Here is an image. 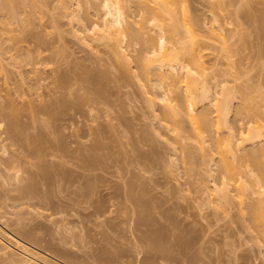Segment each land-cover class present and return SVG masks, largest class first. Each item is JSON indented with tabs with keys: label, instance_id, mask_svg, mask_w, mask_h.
<instances>
[{
	"label": "rangeland",
	"instance_id": "374dc122",
	"mask_svg": "<svg viewBox=\"0 0 264 264\" xmlns=\"http://www.w3.org/2000/svg\"><path fill=\"white\" fill-rule=\"evenodd\" d=\"M16 1H17V4H19V5L21 4V5L19 6V5H15L16 3L15 4L13 3V5L18 6V7H16V9L14 8L16 13H15L14 9H12L13 12L9 11L10 14L8 12H6V16L8 14H9V16L5 17L6 18V21H5V18H4L5 13L3 15H1V13L3 11L5 12L4 6L7 9V6L9 4L6 0L8 5H2L5 1L0 0V8H1L0 12L3 10L0 13V16H1L0 18H2L4 20V22H2L3 21L2 19L0 20L1 23L3 24V26H1L2 24L0 23V28L2 30L0 32V37L2 39V40L0 39V42L2 43L1 44L2 47L0 46V113H1V115L3 113L5 114V115L3 114L2 116L0 115V125H1L0 126V141H1V143H0V224H1L0 227L1 228L5 227L4 231L8 232L9 234H11L14 229L15 230L19 229L18 231L21 232L22 234L24 233L25 237L28 236V237L32 238L33 241L36 242V244L38 245V247H36L37 251H39V252L41 251V253H44L45 250H48L49 255L47 256L48 257L47 259H49V260H47L48 261L47 263H49V264H71V263L72 264H113V263H109L110 257L113 255V253L117 254V252H118V254L120 253L121 255L120 254L118 255L119 257H117L114 264L115 263H117V264H119V263L120 264H146V263H150L149 262L150 261L149 256L143 255L144 253L141 252L142 250L137 246V244H135L136 238H134V236L136 237L138 235L134 234V232H136V231L133 230L134 228L132 229V227H134L133 221L130 220V218L127 220V218L129 217V216H127L128 214H126V216H125L126 208L128 207L127 205H129V204L122 201V198H120L119 196L117 198H120V199L116 198V196H117L116 192L121 193L120 190L123 189L122 188L123 185L126 183V181L129 183L132 179L130 177H132L134 175L136 179H137V177H140L139 180L137 179L138 181H140V179H142L141 182L144 180V183H141V184H144L143 185L144 189L146 188V189L150 190V193H148V195L152 194V193H154L156 195H160L159 199L156 196L158 200L157 199L152 200V201H154L155 205H158V203H159L158 207L160 209H158V212L155 211L156 214L158 213V215L155 214L156 218L157 217L159 218V211L162 213L165 212V213H163V215H165V216L167 215L166 212L171 211L172 213H170V215L172 214L174 217L170 216L169 214L167 215V217L168 216H169V218L171 217L176 222H177V220H180L179 222H180L181 227H182V224L183 225L189 224L191 222L190 223L191 225H195L196 227L200 226L201 228H203V230H204V227L210 228L209 230H208V228L205 229L207 233L204 230L205 234L197 228L198 233L201 232L204 234L203 238H205L207 236L206 237L207 240L208 241L211 240V241H209V244H208V241L205 242L206 238L204 239L205 244H203L204 245L203 247L205 248V252L208 250L206 253L204 252L206 255L208 254L209 251H210L209 253L214 254V253L219 252L221 250H223V251L227 250L228 248L225 247L226 248L225 249L223 246V243L226 244V241H228V243H229V241L230 242L234 241L237 238V235L240 236V241H243L249 234L248 233L246 234L245 231H242V225L240 228V232H239V230H238V232H236L237 230H236L235 226H236L237 222L239 221V220L236 221V219L241 218V216L239 217L238 216L239 214H237L235 212V211H237V209H236L237 207L236 206L233 207L230 205V207H233V208H231L232 210L230 211V208L227 207V209H226L227 211H225V213L227 212L226 214L223 213L224 212L223 208L219 209L221 211L223 210L222 212L221 211L219 212L217 210V207L214 210V207L218 206L220 200L219 199L217 200L218 197H216V194L212 193L213 196L211 195V192H213V190H211V189H214V190L218 189L219 184H220L219 181L221 180V177L219 176L220 173L218 174V176L220 178L215 174V173H217L215 170H218V167H217L218 165H217V162L215 160L218 159V157H216V154H214V152L212 153V148L209 147L208 142H210V146H211V142L219 139L220 136H221V139L222 138L227 139L226 137H222V135L224 134V132H225L224 135H227L226 131L228 129V131H227V133H228L230 128L229 127L226 128L225 129L226 131L223 132L224 129L220 131V128L216 127L217 129H219V133H218V131H216L217 129H213V127H212L211 129H209L210 133L212 130L211 134L207 130H202L203 132H201V135L202 134L204 135L206 133L205 136L207 135L206 136L207 138L210 136L211 137L214 136L213 138L210 137L209 140L204 136L207 141H204L202 143L206 147L208 145L209 149H211V153L215 156L214 157L212 155H209L210 151L205 152V150L204 151L201 150L198 146V143H196V141L194 142V140H191V139H190L191 141H189V139H187L186 142L184 141L185 140V139H183L185 137L184 133L187 132V134H188V132L189 133L191 132L189 130L193 129L192 123H189L190 121L187 123V120H185L186 121L185 124L183 122L185 127L183 126V124L181 125L182 127H184V129L181 127L182 130L180 129V132H179L181 134L183 133L182 135L177 133L176 131L171 132L170 129L166 130L168 128H165V126H163V124H161V125L158 124V122L160 123L163 121L162 118L158 117V116H161V112H159V111H162V110H159V108L164 107V105H165L164 102H167V100L172 98L171 95L173 93H171L172 87L170 86V80L165 81L167 79H165V77H164V79L161 83L162 84L161 89H160V85H159L158 89L157 88L152 89L149 86L150 83L147 84L148 86H146V84L144 85L145 79L141 75V74H143V71L141 68L143 67V70H144V66H142V65H144L143 60L145 59V57H148V56H146V54L147 55H148V53L151 54L152 45H153V47H155L153 43L156 42L155 44L157 45L158 39L160 38L158 35L161 34L160 33L161 31H159L157 28L155 31H153V29H155L153 24L148 23L150 26H153L151 29L152 31L150 30L151 32L149 31V29L151 27H147V29L149 28L148 29L149 33L153 37L152 41L155 38V42L154 41H153V43L150 42L152 45H150L151 48L149 49V45H148L149 41L146 42L145 39H144L145 41L143 39L141 41V38L139 36L135 37L136 34L130 35L131 32L126 33V31L123 29L122 30L124 31V34H123V31H121L123 36L120 34H119L120 35L119 37H118V35H111V36H109V39H107L106 36H103L104 35L103 32L98 30L97 24L94 23L96 20H97V23H98V21H99V23L101 22V20H99V17H97V15L103 17L102 14L104 11L102 8H100V7H102V5L100 6V3L103 0L102 1H100V0L96 1L99 4V6H97V8L99 7L100 11L99 10H97V11L100 14L98 12H96V8H94V4H96V3L93 0H91V2H93V3L89 2L90 4H87L88 1H87V3H84L85 1L83 2V0H35L36 1V2L34 1L35 3L33 2V0H32V2H31V0H16ZM16 1L14 0V2H16ZM20 1H21V3H20ZM22 1H24V2H22ZM81 1L85 5V8H84V5L82 4ZM186 1H188V0H186ZM189 1L186 2L185 5H182V6H186V4H188L187 6L189 7V9H188V7H187V9L190 12L186 8L182 7L186 10V11L184 10V12H186L187 14L185 13V15H184L182 12V14L185 17L184 16L181 17V22H182V24L184 23L183 25L188 26L189 23L191 21H193L194 18L196 19L193 21V23H190L191 25L188 26L189 29L187 26H186V28H184V30L186 29L187 31H190V30H192L193 27H196V26L198 27V24H201L199 26L201 28L198 27L199 29H197V27H196L195 30L193 28V30L189 32L191 35L190 34H188V36L185 35V37L191 36L190 37L191 39L188 38V40L190 39V41H191L193 39L192 43L190 41H188V42H189V44L194 46L191 49L193 51V55L195 56V57L194 56L193 57L195 59L192 56L190 58L189 57L187 58L186 55H184V57H182V55L181 56L179 55L180 52H182V51L185 52V50H183L184 47H181V43H182V46L188 43L186 39H184L185 40L184 42L182 41L181 43H179V41H181V40H183V38H185L183 34H186V32H187L184 30L181 31V29H180L181 27L180 28L178 27V29H177L178 32H176L177 34L181 33L183 35L182 36L180 34L183 38L180 35H177V36H180L179 41H178L179 45H178L177 41H176L177 45H174L175 43L172 39H167V38H169L168 33L165 32L167 35L165 33H162V34H164V37H165V35L167 36L165 38L166 39V48H165L166 51L171 50L170 49L171 47L173 48V50H171L172 53H174L173 51H176V50L179 51L178 49L174 50V47L176 48L177 46H178V48H179V46H180V48H183L182 51H179V53H177V54L174 53L175 55H173L169 51V54H170V55L168 54L169 57L168 56L166 57V55L168 53L166 51H165L166 53L162 51V54L165 53V57L168 60H169L170 56L173 55L175 59L172 56L170 58V60L173 58L176 62V59H178L177 61H179L180 65H182V66L184 65L186 67L188 66L189 68H193L196 65V63L194 65L192 64V63H194V60H195V62L197 61L199 63L198 65L202 66L200 68L199 67L195 68V69H197L195 71L199 72V69L201 71H204L203 74L204 75L206 74L205 79L202 78L204 76L201 77L202 72L201 73L199 72L200 75L197 72H193L192 76H194V79L196 78V79H198V81H200V82L202 81V83H200V82H198V83L196 82V83L199 84L200 87H201V85H204L203 87H201L203 90L201 89V91H200L199 85L198 86L195 84H193V85L197 86L196 88L199 87L198 88L199 91L197 90L198 93L205 91V90H209L206 92H208V94H210L211 101L208 102L210 98H208L206 100L208 102L207 104L204 100H202V101L200 100L201 104L198 103L199 102L198 101L196 106H194L196 108V109L194 108L195 112H194V110H193V112L196 113V115H197L198 111H199L198 115H200V110L202 111L201 113H204V111L206 110L205 114L207 113L208 117L212 116L211 118L214 121L215 119H217V118H214V113H215V111H218L215 109H218V108L217 107L215 108L213 99L217 98L216 101H218V98L221 97V95L223 94L222 93L223 90L225 91V88H223V87L227 88L226 91H228L227 94H229L228 89H230L232 87V88H234V90H236L237 87L236 88L234 87L236 85H238L240 88H242V87L244 88V89L242 88V90L244 91L245 94L243 93L242 90H240V91H242V93L244 95L249 93L248 95H246V97L248 96V99H250V101L247 98L246 99L249 102H251L252 104L254 103L255 107L258 104L259 105L260 104L262 105V103L264 104V99H263L264 98V96H263L264 95V86H263V83H264V0H189ZM78 4H80V5H78ZM101 4H103V2ZM151 4H150V6H151ZM77 5L80 7L78 8ZM81 5H83V6L81 7ZM15 6H13V7H15ZM152 6H153V4H152ZM2 7H3V9H2ZM90 7L93 8V11L94 10L95 11L92 12ZM190 8H191V10H190ZM13 13L17 18L14 17ZM94 13L96 14L97 19L94 17L95 16ZM123 13H125V12L123 11ZM179 13H181V12H179ZM126 14H128V13H125V15ZM188 14H189L190 19L186 18L188 16ZM11 15H13V17H10ZM88 15H90L89 18H88ZM212 16H213V18H211ZM101 17H100V19H101ZM124 17H126V16H124ZM197 17L201 18L202 21H201V19L199 20V18H197ZM7 18H8V21H10V19H12V18L13 19L15 18V19L8 23ZM174 18H176V19H174L175 21H178L177 17H174ZM88 19H89V21H86ZM185 19H188V20H185ZM93 20H95V21L93 22ZM212 20H213V22H211ZM179 21H180V19H179ZM196 21H200L201 23L196 22ZM204 21H205V23H204ZM194 22L196 23V26L194 25L195 24ZM202 22L205 24V26H203L204 24L202 25ZM212 23H214V25ZM89 24H90V27H89ZM179 24H180L179 26L182 25L180 22H179ZM211 24L213 25V27ZM94 25H96V26H94ZM190 26H192V28H190ZM208 26L211 28H209ZM96 27H97V30L99 32L96 30ZM202 27H203V29H202ZM205 27H207V29ZM93 28H95L94 31H93ZM136 29H137V27H136ZM211 29H213V30L211 31ZM82 30H83V32L81 33ZM208 30L210 32H207ZM88 31H90V32H88ZM94 32H98V33H94ZM99 33H100V35L102 34L101 36H103V38H105V40L104 39L103 40L98 39V42L103 41L100 43H98L96 41L97 39H95V38H100ZM114 36H116L117 38H115ZM146 37H148V36H146ZM144 38H145V36H144ZM180 38H181V40H180ZM36 39H38V41L40 40L42 43L40 41H39L40 42L39 43ZM146 39H148V38H146ZM177 39H178V37H177ZM91 40H94V41H91ZM16 41H17V43H16ZM19 41H21V42H19ZM46 44L49 46H47ZM189 44H187V45H189ZM117 45L120 47H118ZM142 45H144V46H142ZM39 46H40V48H39ZM41 47H43V48H41ZM157 47H159V46L157 45ZM157 47H156V49L153 48L155 50H154V52H152V54L157 51V49H158ZM168 47H170V48L168 49ZM187 47L185 49H187ZM8 48H10L11 50H8ZM108 48H110V49H108ZM17 49H19V50H17ZM145 49L148 53L145 51ZM148 49L150 52L148 51ZM142 50H144L143 53H142ZM115 51L118 53L115 54L114 53ZM192 51L188 50V51H186L187 53H185V54L188 55L190 53L188 55V56H190L192 54L191 53ZM183 52L181 54H184ZM144 53H145V56L143 58V56H141V55H143ZM157 53L161 54L160 51H157ZM38 54H41V55H38ZM152 54H151V57L149 56V59L150 58L152 59V57H153L152 61L155 60L154 58H160L159 57L160 54H158L159 56L155 55V54L152 55ZM114 55H118L119 57L116 56V58H115ZM120 56L122 57V60H121ZM117 57H118V60L120 58L119 61H117ZM165 57H164V59H165ZM139 58H141L140 59L141 61L139 60ZM123 59L125 61V65H124ZM188 59L189 60L194 59V60L192 61V63L191 62L189 63ZM146 60L147 59H145V62H146ZM22 61H24L23 64L21 63ZM35 61H36V63H34ZM147 61H149V60H147ZM152 61L149 62V65L155 64L158 62V61H156L154 63ZM16 62H20V63H16ZM120 63L121 64L123 63V64L121 65ZM18 64H20V65H18ZM21 64H22V66H21ZM33 64L35 65V67H32V66H34ZM119 64H120V66H119ZM24 65H26V66H24ZM123 65L125 67H123ZM156 65L157 64H155V66ZM177 65H178L177 66L178 68H176V71H175L176 74H178V72H177V71H179L178 69L181 68V66L179 68V63ZM151 66H152L151 69H154L153 68L154 65H151ZM151 66H148V68ZM157 66L159 67L160 65H157ZM164 67H165V65H164ZM164 67L163 68L161 67V71H159L160 73L164 72L165 74L166 73L167 74L171 73L173 75L175 74L174 71H173L174 73H172L171 70L164 68ZM35 68H37L38 70ZM202 68H203V70H202ZM19 69H23V70L19 71ZM83 69L90 72L89 75H91V71H92V74H95V75H91V76H93V78L95 76V79L97 77V79L96 80L94 79L93 81L94 82L97 81V83H94V85H93V82L87 83L88 82L87 80L82 79V77H84L85 74H88V72L83 74V72H81V71H84ZM151 69L149 68V70H151ZM158 69H156V67H155V71H153V72L156 73V70H158ZM166 69L169 70L170 72L166 71ZM36 70H37V72H36ZM140 70H141V72H140ZM86 71H84V72H86ZM98 71H100V72L98 73ZM180 71H179L180 72L179 75L181 76L186 70L183 72V69H180ZM33 72H34V75H32ZM151 72H152V70H151ZM151 72H150V74H152ZM42 73H44V74H42ZM75 73H76V76L78 75L77 77L75 76ZM100 73H101V75H99ZM155 73H153L152 75H154ZM157 73H158V71H157ZM164 73H162L163 76L165 75ZM38 74H40V76ZM123 74L125 75V77L123 76ZM140 75L143 78L140 77ZM37 76H38V78H36ZM102 76H104V77H102ZM34 77H35V79H34ZM57 77L60 80L65 79L64 81H66V80L68 81L70 78V80H71L70 82H72L73 78H74V84H72V83L69 84V82H68V85L66 83L67 86L65 87L68 91L71 92V94L65 88H64V90L59 89V91H58V88H56V87H59V86H53L55 84L57 85V81L59 80ZM60 77H62L63 79ZM122 77H123V79H122ZM175 77L176 78L178 77V79H179V76L176 75ZM182 77H183V75H182ZM101 78H102V80H101ZM106 78H107L108 82H107ZM118 78L122 79L124 81L119 80ZM125 78L127 79L128 82H126ZM141 78L144 80L141 81L142 80ZM54 79L56 81H54ZM196 79H195V81H196ZM249 79H251V80H249ZM77 80H79V81H77ZM80 80L82 81V83L80 82ZM204 80H205V82H204ZM244 80L245 81L247 80L248 83H247V81L245 82ZM252 80L254 81V84H251V83H253ZM182 81H184V79ZM182 81L180 82L181 85L179 84L180 89H181V90H179V92L184 93V91L185 92L190 91V90H188V88L193 87V85L192 84H191L192 86H190V84L188 85L187 80H185L186 83L185 82L182 83ZM241 81L243 84L239 85V83ZM250 81H251V83H250ZM59 82L60 81H58V83ZM99 82H100V84H99ZM190 82L191 81H189V83ZM79 83H81V84H79ZM86 83H87V85H90L91 83L92 84H91V86H87ZM95 84H96V86H95ZM186 84L188 85V87H185ZM246 84H248V86ZM249 84H250V87H249ZM51 85H52V87H54V90L52 89ZM73 85H74V87H73ZM245 86H246V88H245ZM258 86H259V88H258ZM67 87H69L70 89ZM183 87L187 88V90L184 89V91H183L182 90ZM251 87H252V89H251ZM261 87L263 89H260ZM74 89H76V90H74ZM84 89H85V92H84ZM231 89H230V93L232 94L234 92H232L233 89L232 90ZM87 90H88V92H87ZM97 90H101V91L97 92ZM252 90H254V92ZM55 91H57V92H55ZM77 91H79V92H77ZM94 91L96 92V96L99 93L98 95L100 96V98L95 96L96 97V100H95V97H93L95 94V93H93ZM236 91L234 93L235 96L233 95L236 98L233 99L231 97L233 99V101L231 103V107L229 105L231 112L228 111L229 113L226 114L227 116H225V118L227 117L226 120L228 121L230 126H232L231 128H233L234 131L233 130L232 131L234 132V134L236 136H238V134L240 133V135L242 136L241 133H243L242 132L243 130L245 131V128L248 125L249 118L245 117L246 115L248 116V114H246L248 112H245L242 114L241 117H243V115H244V118H241L240 115L237 116L235 114L237 104L239 102H240L239 104H242L241 101L238 102L239 98H238V96H236L238 91L237 92ZM60 92H62V94L63 93L64 94L62 95ZM90 92L93 96L90 94ZM250 92H252V93H250ZM257 92H258V94H257ZM79 93H81V94L79 95ZM84 93H86L88 95H85ZM186 93H184V94L186 95ZM56 94H58V96H56ZM243 94L240 93L241 96ZM70 95H72L73 98ZM76 95L80 96V99L86 98V96H88L89 99H91L92 97L94 99L92 98V101H91L87 98L84 101V105L81 104L82 102L79 103V105L81 104L82 108L79 107V105L77 104L78 106H76L73 109L72 106L70 107L69 105H72V104L75 105L74 101L79 100L78 99L79 97H76ZM83 95H85V96H83ZM249 95L253 96L252 97L253 100H251V97H249ZM256 95L258 97L260 96V98H256ZM163 96H165V98L166 97L167 98L170 97V98H168L166 101H164L165 98H161ZM173 96H174V94H173ZM241 96H240V98H241ZM57 97H60V101L58 100L59 98H57ZM69 97H71L74 101H72V99H70ZM74 97L78 100H75ZM108 97H109V99H107ZM261 97H263V98L261 99ZM151 98L152 99L154 98V99L150 102ZM254 98H256V99H254ZM63 99L64 100L67 99V100L64 101ZM68 99L73 103L70 104L71 102H69ZM103 99H104V101H103ZM162 99H164L163 100L164 102L161 101ZM57 100L60 102V104H58V106L60 105L59 108H57L58 106H55V103L57 102ZM61 100H63L66 103H67V101L69 102V103H67L68 107H66V108L70 107L71 111L69 109H67L69 111H67L65 109L67 112L66 113L64 110L65 114L64 113L61 114L58 111H57L58 114L56 113V111L54 110L55 108H57L56 110L61 109L59 111L62 112V108H60V107L62 104H64V102L61 104ZM98 100H101L103 103H101ZM105 100H106V102H105ZM154 100H155V102H153ZM256 100L258 103V104L256 103L257 105H255V102H254ZM258 100H260V102ZM79 101H81V100H79ZM108 101H109V103H107ZM212 101H213V104H211ZM53 102H55V103H53ZM89 102H91V103H89ZM98 102L101 104H99ZM95 103L98 105L96 106ZM152 103H153V105H152L153 107L151 106ZM154 103H156V104H154ZM168 103H169V101H168ZM42 104H45V107L47 109H45V107L42 106ZM215 104L218 105L219 102H217ZM161 105H163V106H161ZM30 106L34 107L35 109L34 108L33 109L35 111L30 109ZM42 107H44V108H42ZM218 107H219V105H218ZM237 107H239V106H237ZM263 108H264V106H263ZM76 109L78 111H76ZM11 110H13V112ZM29 110H30V115H28ZM237 110H238V108H237ZM32 111L36 112V113H32ZM84 111H86V112H84ZM45 112H46V114H45ZM49 112H50V115H49ZM6 113H8V117H6V115H7ZM71 113H72V116H71ZM32 114H35V118L37 117L36 119L39 122L31 116ZM47 114H48V116H47ZM237 114H238V112H237ZM198 115H197V117L195 115H192V116L193 117L195 116L198 119ZM11 116H12V118L15 116L14 118L15 119L17 118V119L16 120L14 119V120L19 121V122L17 121V125L18 124L19 125L18 126L16 125V126L18 128L21 126L19 129L17 127L14 129V130L18 129L19 131L16 130V134H13V135H15V136L17 135L18 137H20V135H21L22 136V137H20L21 141L24 140L22 142L20 141V138H18L16 136L19 139V141H18L17 138L12 135L11 128L9 127V125H10L9 122L12 120V118H10ZM16 116H18V117H16ZM29 116H30L31 120H30ZM56 116H59V117H56ZM65 116H68L69 118L65 117ZM154 116L155 117L157 116L161 121L157 117H156L157 118L156 119ZM215 116H218V115H215ZM73 117H74V119H73ZM238 117H240V118H238ZM9 118L11 120H8ZM56 120L57 121L59 120V121L57 122ZM121 120L124 122H122ZM20 121H21V123H20ZM35 121H37V122H35ZM31 122L33 124H34V122L37 123L36 126L32 125ZM189 124H191V125H189ZM30 125H32L34 128H32V126H30ZM52 125L55 129L52 128ZM157 126H159V128H161V129H158ZM160 126H162V127H160ZM190 126H192V128H190ZM21 128L23 129L22 131H21ZM100 128L103 130H101ZM112 128H113V130H112ZM37 129H38V131H36ZM96 129L98 130L97 132H96ZM39 130H41V131L39 132ZM56 130H57V133L55 132ZM171 130H172V128H171ZM17 131H18V133H17ZM23 131H24V133H23ZM102 131H103V133H102ZM182 131H184V132H182ZM204 131H207L208 134H207V132H204ZM38 132L40 133V136H39ZM61 132L64 134H61ZM100 132H101V134H100ZM175 132H176V137L179 134L178 137L182 139V141H181L182 143L179 142L181 144L180 147H182V149L179 148V144H176L180 139L175 138ZM13 133H15V131H13ZM96 133L99 135L104 134V137L103 136L101 137V136L97 135ZM105 133L106 134L109 133V135L108 134L106 135ZM44 134H45V136H43ZM76 134L78 136H76ZM262 134H263V132H262ZM26 135H27V137H26ZM105 135L108 136V138L105 137ZM201 135H200V137L203 136V135L202 136ZM228 135H229V133H228ZM58 136H59V139H57ZM94 136H96L97 139H95ZM10 137H12V138L9 139ZM23 137L25 139H23ZM36 137H39V140ZM74 137H76V138H74ZM204 137H202V138L204 139ZM13 138H16V140L14 139V141L11 142V140H13ZM54 138L59 140L58 143H57V140H55ZM98 138L100 140L102 138H105V139H102V141H104L103 143L101 141L99 143H102L101 144L102 148H103V144H104L105 145L104 149L105 148L106 149L104 151V149H101V147H100L102 152H100V150L97 149L96 151L98 153H96V152H94L95 150H93L92 148L94 147V145H95L94 143L98 140ZM110 138H112V139L109 140ZM214 138H215V140H214ZM177 139H179V140H177ZM201 139H199L200 142L203 141V139L202 140ZM225 139H224V141H226ZM31 140L34 141V143H35V141L38 140L36 143V145L38 146V150H37L36 145L33 146L34 148L31 146L32 145ZM75 140H77V141H75ZM92 140L94 141V143H91V142H93ZM112 140H114V141H112ZM234 140H236V139H234ZM98 141H97V143H98ZM224 141H222V142H224ZM28 142H30L31 144H28ZM39 142H41V143H39ZM47 142H49V144ZM26 143H27V145H26ZM63 143L66 145H64ZM183 143H184V145H183ZM261 143H263V141ZM13 144H14V146H13ZM46 144H48L49 146L52 144L51 145L52 147L51 146L49 147ZM56 144H58V146L60 148L57 147ZM80 144H81L82 148H80ZM107 144H108V146H107ZM5 145H7V147ZM45 145H46V147H45ZM212 145H213V143H212ZM3 146H4V148H3ZM25 146L26 147L30 146V147L26 148ZM35 146H36V148H35ZM109 146H111V147H109ZM183 146H185V147H183ZM83 147L86 149L84 150ZM89 147H91L90 151L97 154V155H92L93 154L92 153L90 156H96V158H98L97 156H99V158L101 159V160L100 159L96 160L97 165L100 164V166L96 165L97 168L100 167V170L98 169V171H97V168L95 170V173L98 174V172H99V174L101 176H103L101 178V176L98 174L99 175L98 177L101 178V179H98V181L99 182L102 181L101 183H103V184H100L99 182H97L98 185L100 184L99 185L100 187L98 186V188H96L97 191L99 192L98 196H100L101 194H104V193L106 194V192L107 193L110 192V195H109L110 198L113 196L117 199V200L116 199H113V200L110 199L111 201L109 199H107L106 203L105 204L103 203L104 206L107 205L106 207H108L107 213H105V215L103 214L105 217L102 215L103 221H102V219H99V218H102V216L101 217L98 216V218H96V217L87 218L86 217V215H87L86 213H88L86 211H89V212L91 211L88 209V208H90V206L87 205V203L89 204V202H87L85 204L84 203L78 204L79 207H77L78 205L76 207L74 206L77 204L76 202H75L76 204H74L72 202L73 201V199H72L73 195L71 194V192L74 190V187H72L73 189H71V186L69 187L68 184H66V185H68L69 188L67 186L66 187L68 189L72 190V191H69V194H71L72 197H71V195L68 194V190L65 191L66 188L58 189L60 187L58 186V188H57V186H56V188H57V191H56L54 184H51V185L49 184L48 186L46 185V187H49V186L50 187L47 189V191H45L46 190V187H45L46 181L43 180V183H41L42 186L39 184V187H37L39 189V191H37V193L38 192H40V193L37 194L35 192V194H34V196L36 195L35 198H34V196H31L32 199H30L29 196H28V198L25 197V199H27L28 201L24 200V197H22V196H21V198H23V199L20 198L19 191L21 188H23V186H25L28 183V180L29 181L31 180V177H30V175H32L31 172H33L34 169L37 170L36 165L39 163V158H41V160H42V158H45V161H48L50 159L49 160L50 162H52V160H54L53 162H56L57 161L56 158H58V157L59 158L60 157L65 158V160L64 159L63 160L65 161V163L67 165V166L65 165L66 170H67V168L69 170L72 169L71 172L68 170L72 174V172L76 169V172L78 171V173H79V171H80L79 174L84 175L83 172L85 171V173H86V170L82 171V170H79L78 167L77 168L75 167L76 164L79 165L80 163H76L75 165H73L74 163L71 164V162L69 160L71 158V160H73V161L76 160L75 162H78L77 160H79V159H76V158H79V157L82 158L81 157L82 155L85 158V155L87 154L86 156H88V154H89L86 152L87 149H89ZM61 148L64 151H62ZM79 148L81 150L83 149V152L82 151L81 152L84 153L85 155L82 154L80 156L81 152L79 154L77 153V152H79L78 151ZM54 150H56V151H54ZM60 152H62V153H60ZM205 153H207V154H205ZM31 154H32V156H31ZM48 154L49 155L51 154V155L49 156ZM14 155H16V156H14ZM206 155H208V156H206ZM56 156H58V157H56ZM210 156H212V157H210ZM28 157L30 159L36 158L38 163L35 164V162H37L35 159L33 161H31V163L30 162L27 163L28 161L24 163V161H26V159H28ZM146 157H147V160H146ZM11 158H13V159H11ZM23 158H26V159H23ZM51 158H52V160H51ZM186 158H188L187 161L189 160L188 161L189 164L192 161L190 165L187 163H184V160ZM7 159H8V161H7ZM67 160H68V162H70V164L72 166H74L73 168L71 165H69V163H67ZM18 161H19V163H18ZM45 161L43 160V162H45ZM99 161H102L103 163L99 162ZM187 161H185V162H187ZM214 161H215V163H214ZM16 163L19 167L16 166ZM45 164H46V162H45ZM78 165H76V166H78ZM187 165L190 166L189 169H188ZM192 165H193V167H192ZM202 166H205L204 167L206 169L205 171H204V168ZM32 167H33V169H32ZM216 167H217V169H216ZM20 168H22V169H20ZM201 168H203V169H201ZM202 170H203L204 175H202V174L201 175L203 176V178L201 175H200L201 177L198 175L202 172ZM209 170H210V174L213 175V176H211L213 178H211L209 176L210 174L209 175L206 174L209 172ZM6 172H8V173H6ZM15 172L18 173L17 176L15 175L16 174ZM76 172H74L75 174L74 175L72 174V175L76 176ZM90 172H89V174H90ZM107 172H109V173L107 174ZM143 172H145V173H143ZM20 173H21V175H20ZM29 173H30V175H29ZM102 173L105 175H103ZM133 173H135V174H133ZM137 173L139 176L136 175ZM22 174H25V175H22ZM91 174H92V172H91ZM143 174H145L146 176ZM207 175L209 176L208 178H207ZM26 176L28 179H26ZM93 176H94V174H93ZM104 176H108V177L104 178ZM88 177H92V176L89 175ZM96 177H94V178H96ZM205 177L208 180L207 184H206L207 180ZM85 178H87V175L85 176ZM109 178H113L114 180L113 179L109 180ZM150 179H153V180L149 181ZM199 179H200V182H199ZM80 180H78V181L81 182L82 183L81 186H83V184H85L83 182H85V181H83V180L80 181ZM120 180H122V181H120ZM124 180H126L124 182V184L121 183ZM104 181L105 182L106 181L107 182L112 181V182H109V183L106 182L105 183ZM132 181H134L136 183L135 180L132 179ZM153 181H154V183H153ZM22 182H25V183H22ZM79 182H77L78 184L76 183L78 185V187H79ZM110 183H111V185H110ZM135 183H133L134 187L136 189L138 188L140 190V187H142V185L139 184L140 182L137 183V185L138 184L140 185V186L138 185L139 187H137V185ZM108 184H109V186H108ZM115 184H116V186H115ZM117 184H119L118 185L119 187L117 186ZM230 184H229V189L231 190L232 195H233L234 194V191H233L234 190V188H233L234 183L231 182ZM60 185H62V184H60ZM51 186H54V188H51ZM157 187L159 188V190ZM203 187H207V188H205V189H207V191H208V189H210V188L211 189L207 192ZM80 188L81 187H79L78 190ZM99 188H102V189H99ZM111 188L114 190H112ZM154 188H157V189L154 190ZM108 189H111V190L108 191ZM116 190H118V191H116ZM139 190H137V191H139ZM149 190H143V191L149 192ZM58 191L60 193H58ZM154 191H157L159 193H155ZM114 192L116 193V196H114V194H115ZM201 192H203V193L201 194ZM97 193H95V194H97ZM111 193L113 195H111ZM162 194H163V196H162ZM42 196H44V197H42ZM67 196L68 197L70 196L71 198L70 197L67 198ZM109 196L106 195V196H103V197L101 196V197L104 198V200H105V198H108ZM152 196L154 197V195H150L149 197L152 198ZM167 196H170V198ZM213 197L216 199H214ZM95 198H96V196H95ZM148 198H146V199H148ZM151 198H150V200H151ZM68 199H70V200H68ZM164 199H165V201H164ZM19 200H20V202H19ZM93 200H94V198H93ZM70 201L73 204L69 205L71 203ZM146 201H148V200H146ZM152 201H151V203H152ZM160 201H162V202H160ZM108 202H111V203L115 202V203L113 205L111 203L109 204ZM59 203H64V204L60 205ZM65 203H69V204L65 205ZM116 203H117V205H116ZM118 204H120V205H118ZM165 204L167 207L165 206ZM58 205L62 206L63 208L65 206L66 208L63 209L61 207L60 208L61 210H60L57 208V207H59ZM67 206L74 207L73 208L74 210L67 209ZM114 206H115V209H114ZM117 206L118 207L121 206V208L119 207L120 209H118V208H116ZM174 206L177 209H179V211L177 209H175ZM168 207L173 209V210L175 209V210L173 211V210L169 209ZM109 208L111 209V211ZM122 208H123V210L125 209L124 215H123ZM234 208L236 210H233ZM85 209H86V211H85ZM131 209H133V208H131ZM112 210H113V214L115 212L114 217L116 216V218H114L112 214H109V213H112ZM176 211H178V212H176ZM128 212L131 213V211L127 210L126 213H128ZM213 212H216V213H213ZM116 213H117V215H116ZM175 214H177V215H175ZM235 214H236V216H235ZM108 215H111V217L109 218ZM119 215L120 216L123 215L124 217H127V218H120ZM117 216H119L120 221L122 219V221H121L122 223L119 222V220L117 219ZM163 217H160V219L166 218V217H164V218ZM179 217H180V219H179ZM237 217H239V218H237ZM95 219L98 220L99 222H95L96 221ZM112 219L115 220V222L113 220L114 223L109 222ZM123 219H124V221H123ZM125 219L127 221L130 220L129 223L128 222L126 223ZM160 219H158V220L160 221ZM162 219H161L160 223H162V222L165 223V221H164L165 219L163 221H162ZM105 221H107V223L110 224V226L107 225V223L105 224ZM233 221L234 222L236 221L235 224ZM195 222H197V223L200 222L201 224L198 223L200 225L197 226V223H195ZM112 223H113V225H112ZM117 223H118V225H117ZM226 223L229 225H227ZM240 224H242V223L240 222ZM119 225H120V227H118ZM201 225H203V227ZM225 225L229 226L231 232L229 229H226L227 230L226 231L224 227H223L224 229L222 230V226H225ZM125 226H126V228H125ZM122 228H124V229H122ZM231 228H233V229L235 228V229L233 230ZM7 229L8 230L10 229V230L8 231ZM225 231L228 233L226 234ZM233 233L235 234V236L233 235ZM12 235H14V234H12ZM104 235H106V236H104ZM224 236H226V237H224ZM227 236H228V238H227ZM104 237H106L107 242H106ZM111 237H112V239H111ZM227 239H229V240H227ZM104 241L106 243H104ZM222 241H224V242H222ZM206 245H208V246H206ZM137 247L139 249H137ZM206 247H208V248L206 249ZM204 248H203V251H204ZM210 248H215L216 251H215V249L211 250ZM222 248H224V249H222ZM197 249H198V247H197ZM197 249H195V250H197ZM217 249H219V250H217ZM249 249H250V251H249ZM255 249L256 248H250V247L248 248V246L247 247L243 246L240 248V250H239V248L236 249V253H238L240 255H245L249 251V252H252V256H253V255H255L254 253L257 251ZM138 250L140 253L138 252ZM14 251L19 252V250L17 248H15ZM211 251H213V252H211ZM107 252L109 253L110 256L108 255ZM104 253H107V254H104ZM208 255L210 256V254H208ZM142 257L143 258L148 257L149 260L147 261L146 258L143 260ZM158 260L155 261V264L158 262H159V264H166L167 263L163 260H160V259H158ZM254 260H255V258H254ZM81 261L83 263H81ZM238 263L240 264L241 261L237 262V264Z\"/></svg>",
	"mask_w": 264,
	"mask_h": 264
},
{
	"label": "bare ground",
	"instance_id": "6f19581e",
	"mask_svg": "<svg viewBox=\"0 0 264 264\" xmlns=\"http://www.w3.org/2000/svg\"><path fill=\"white\" fill-rule=\"evenodd\" d=\"M5 2H6V0H4ZM16 1V0H15ZM35 0H33V2H34ZM85 1V2H84ZM87 1H88V3H87ZM93 1H95V3L96 4H94V8H96V12H98L97 10H99L100 11V8H102L103 9V14H102V16L104 17H101V16H99V15H97V17H99V20H101V22L99 23V21H98V23H97V20L95 21V20H93V22L94 23H96L97 24V27H98V30H100V31H102L103 32V36H106L107 37V39H109V36H111V35H118V37L120 36V35H122V32L121 31H123V30H125L126 31V33L127 32H131V34L130 35H133V34H136V36L135 37H137V36H139L140 38H141V41H142V39L144 40H146V42H148L149 41V49L151 48V46L150 45H152L150 42H152L153 43V41L155 42V38H154V40L152 41V39H153V37H152V35L149 33V31L152 29V27L154 26V28L155 29H153V31H155L156 30V28L159 30V31H161L160 33L161 34H159L158 36L160 37L159 39H158V43H157V45L159 46V47H157V45L155 44V43H153L154 44V46L155 47H153V45H152V50H151V54H152V52H154V50L156 49V47L158 48L157 49V51H160L161 52V54H162V51L163 52H165L166 50H165V48H166V33H168V37L169 38H167V39H172L173 41H174V45H177L176 44V41H177V43H178V41H179V37L182 35L181 33H179V34H177L176 32H178V27L181 29V31H183L184 30V28H186V26L185 25H183L182 24V22H181V17H183L184 15H185V13L186 12H184V8H186L187 9V5L188 4H186V6H182V5H185V3L186 2H188V1H186V0H100V1H102L103 2V4H101L100 3V6L102 5V7H98L97 8V6H99V4L96 2V1H98V0H93ZM4 2V3H5ZM7 2H8V4H7ZM7 2L4 4H2V5H8L7 6V9H6V7L4 6V8H5V12L3 11H1L0 13H1V15H3L4 13H5V16H4V18L5 17H7V16H9V11L10 12H13V10L12 9H16V7H18V6H15V5H19V4H17V1L16 2H14V0H7ZM19 2V1H18ZM22 2H24V1H22ZM31 2H32V0H31ZM36 2V1H35ZM34 2V3H35ZM82 2V1H81ZM83 2L84 3H87V4H90V3H93V2H91V0H83ZM83 2H82V4H83ZM90 2V3H89ZM190 2V1H189ZM13 3L15 4V5H13ZM20 3H21V1H20ZM33 3V4H34ZM78 3V2H77ZM152 3L153 4V6H152V4H151V6H150V4ZM86 4V5H87ZM21 5V4H20ZM19 5V6H20ZM36 5V4H35ZM78 5H80V4H78ZM77 5V7L79 8L80 6H78ZM84 5V4H83ZM83 5H81V7L83 6ZM92 5V4H91ZM90 5V6H91ZM96 5V6H95ZM13 6H15V7H13ZM181 6V7H180ZM89 7V6H88ZM93 7V6H92ZM92 7H90L91 8V10H92V12H94L93 11V8ZM182 7H184V8H182ZM84 8H85V5H84ZM182 10H180V9ZM1 9V8H0ZM2 9H3V7H2ZM15 9H14V11H15ZM89 9V8H88ZM87 9V10H88ZM126 9V10H125ZM180 11H179V10ZM188 9H189V7H188ZM187 9V10H188ZM77 10V9H76ZM75 10V11H76ZM86 10V9H85ZM190 10H191V8H190ZM89 11V10H88ZM123 11L125 12V13H128V14H126L125 15V13H123ZM181 12V13H179V12ZM186 11V10H185ZM189 11V10H188ZM187 11V12H188ZM6 12H8L7 14V16H6ZM77 12V11H76ZM87 12V11H86ZM178 12V13H177ZM182 12H183V14H182ZM190 12V11H189ZM188 12V13H189ZM15 13H16V11H15ZM74 13V12H73ZM72 13V14H73ZM99 13V12H98ZM142 13V14H141ZM177 13V14H176ZM71 14V15H72ZM86 14V13H85ZM95 14V13H94ZM100 14V13H99ZM181 14V15H180ZM187 14V13H186ZM190 14V13H189ZM189 14H188V16L186 17V18H189L190 19V17H189ZM13 15H14V13H13ZM13 15H11L10 17H13ZM92 15V14H91ZM180 17H179V16ZM192 15V14H191ZM87 16V15H86ZM124 16H126V17H124ZM198 16V15H197ZM214 16V15H213ZM213 16L211 17V18H213ZM1 17V16H0ZM14 17H16L15 15H14ZM90 17V15H88V18ZM96 19H97V17H96V14H95V16H94ZM100 17H101V19H100ZM174 17H177V19H178V21H175L174 19H176V18H174ZM185 17V16H184ZM17 18V17H16ZM87 18V17H86ZM138 18V19H137ZM192 18V17H191ZM194 18V17H193ZM197 18H199V17H197ZM203 18V17H202ZM2 18H0V20H1ZM15 19V18H14ZM13 18L12 19H10V21H12V20H14ZM179 19H180V21H179ZM201 18H199V20H200ZM216 19V18H215ZM3 20V19H2ZM74 20V19H73ZM185 20H188V19H185ZM194 20H196L195 18L193 19V21ZM211 20V19H210ZM217 20V19H216ZM5 21H6V18H5ZM10 21H8V18H7V22L9 23ZM86 21H89V19L88 20H86ZM85 21V22H86ZM191 21V20H190ZM193 21H191L190 23H193ZM201 21H202V19H201ZM206 21V20H205ZM205 21H204V23H205ZM215 21V20H214ZM2 22H4V20L2 21ZM92 22V23H93ZM179 22L182 24L181 26H179L180 24H179ZM184 22V21H183ZM188 22V21H187ZM196 22H199V23H201L200 21H196ZM211 22H213V20L211 21ZM210 22V23H211ZM0 23H1V21H0ZM81 23V22H80ZM93 23V24H94ZM153 24V26H150L149 24ZM189 23V25H191ZM195 23V22H194ZM203 22H202V25L204 24ZM2 24V23H1ZM83 24V23H82ZM213 25H214V23H212ZM211 24V25H212ZM81 25V24H80ZM188 25V26H189ZM195 26H196V23L194 24ZM201 24H198V27L200 26ZM213 25H212V27H213ZM1 26H3V24L1 25ZM94 26H96V25H94ZM184 26V27H183ZM187 26V27H188ZM193 26V25H192ZM192 26H190V28H192ZM203 26H205V24L203 25ZM89 27H90V24H89ZM97 27H96V30H97ZM136 27H137V29H136ZM147 27H151L150 29H149V31H148V29H147ZM197 27V26H196ZM196 27H193L194 28V30H195V28ZM197 27V29H199V28H201V27H199L198 28ZM209 27V26H208ZM193 28H192V30H193ZM206 29H207V27H205ZM209 28H211V27H209ZM82 29V28H81ZM94 29L95 28H93V31H94ZM123 29V30H122ZM164 29V30H163ZM179 29V30H180ZM188 29H189V27H188ZM202 29H203V27H202ZM91 30V29H90ZM97 30V31H98ZM157 30V31H158ZM163 30V31H162ZM192 30H190V31H192ZM210 30V29H209ZM207 31V32H210V31ZM213 29H211V31H212ZM2 30H1V28H0V32H1ZM87 31V30H86ZM92 31V30H91ZM152 31V30H151ZM150 31V32H151ZM184 31H187L186 29L184 30ZM190 31H187L186 32V34H183L184 35V37H185V35H187L188 36V34H190L189 32ZM206 31V30H205ZM83 32V30L81 31V33ZM88 32H90V31H88ZM99 32V31H98ZM98 32H94V33H98ZM166 32V33H165ZM93 33V34H94ZM101 33V32H100ZM100 33H99V36H100V38H95V39H97L96 41L98 42V39H104L105 40V38H103V36H101L100 35ZM162 33H165L166 35H165V37H164V34H162ZM185 33V32H184ZM2 34V33H1ZM120 34V35H119ZM123 34H124V31H123ZM129 34V33H128ZM151 36H150V35ZM181 34V35H180ZM98 35V34H97ZM142 37H141V36ZM145 36V38H144V36ZM161 35V36H160ZM163 35V36H162ZM177 35H180V36H177ZM182 35V36H183ZM191 35V34H190ZM243 35V34H242ZM123 36V35H122ZM121 36V37H122ZM146 36H148V37H146ZM181 36V37H182ZM241 36V35H240ZM3 37V36H2ZM115 38H117L116 36H114ZM120 37V38H121ZM130 37V36H129ZM152 37V38H151ZM177 37H178V39H177ZM191 37V36H190ZM190 37H185V38H183V40H181V38H180V40L181 41H179V43H181L182 41L184 42L185 40L184 39H186L187 40V42L188 41H190ZM94 38V37H93ZM146 38H148V39H146ZM188 38H190L189 40H188ZM0 39H1V37H0ZM2 40V39H1ZM37 41H38V39H36ZM124 40V39H123ZM122 40V41H123ZM144 40V41H145ZM171 40V41H172ZM193 40V39H192ZM192 40L190 41L191 43H192ZM18 41V40H17ZM17 41H16V43H17ZM40 41V40H39ZM38 41V42H39ZM91 41H94V40H91ZM95 41V42H96ZM100 41V40H99ZM107 41V40H106ZM120 41V40H119ZM121 41V42H122ZM134 41V40H133ZM170 41V42H171ZM19 42H21V41H19ZM34 42V41H33ZM41 42V41H40ZM39 42V43H40ZM96 42V43H97ZM100 42H103V41H100ZM100 42H98V43H100ZM145 42V43H146ZM186 42V43H187ZM42 43V42H41ZM48 43V42H47ZM106 43V42H105ZM123 43V42H122ZM142 43V42H141ZM179 43H178V45H179ZM1 42H0V46H1ZM15 44V43H14ZM49 44V43H48ZM119 44V43H118ZM144 44V43H143ZM187 44H189V42L187 43ZM187 44H185V45H183L182 46V43H181V47H184V49L183 48H180V46H179V48H178V46L175 48L174 47V50H176V49H178L179 51H182V49L183 50H185V52H183L184 54H181L182 52H180V56L182 55V57H184V55H186L187 56V58L189 57H193L194 55H193V51H192V47H194V46H192L191 44H189V45H187ZM35 45V44H34ZM39 45V44H38ZM47 45V44H46ZM45 45V46H46ZM108 45V44H107ZM116 45V44H115ZM145 45V44H144ZM144 45H142V46H144ZM147 45V46H148ZM36 46V45H35ZM41 46V45H40ZM40 46H39V48H40ZM47 46H49V45H47ZM109 46V45H108ZM118 46V45H117ZM146 46V45H145ZM189 48H188V47ZM191 46V47H190ZM2 47V46H1ZM10 47V46H9ZM44 47V46H43ZM43 47H41V48H43ZM111 47V46H110ZM115 47V46H114ZM113 47V48H114ZM118 47H120V46H118ZM187 47V49H185ZM47 48V47H46ZM116 48V47H115ZM145 48V47H144ZM147 48V47H146ZM153 48H155V49H153ZM170 47H168V49H169ZM14 49V48H13ZM49 49V48H48ZM47 49V50H48ZM108 49H110V48H108ZM112 49V48H111ZM118 49V48H117ZM149 49H148V51H149ZM167 49V50H168ZM171 50H173V48L171 47L170 48ZM181 49V50H180ZM7 50V49H6ZM8 50H11L10 48H8ZM16 50V49H15ZM17 50H19V49H17ZM113 50V49H112ZM111 50V51H112ZM116 50V49H115ZM171 50H169L170 52H171ZM188 50H190V51H192L191 53V55L190 56H188L187 54H185V53H187L186 51H188ZM46 51V50H45ZM44 51V52H45ZM109 51V50H108ZM145 51H146V49H145ZM157 51L155 52V53H153L152 55H158V54H160V53H157ZM169 51H166V52H168L167 53V55H166V57L168 56L169 57ZM177 51V50H176ZM173 51L174 53H179V51ZM40 52V51H39ZM38 52V53H39ZM120 52V51H119ZM144 52V50H142V53ZM147 52V51H146ZM150 52V51H149ZM165 52V53H166ZM113 53V52H112ZM115 54L116 53H118V52H114ZM141 53V54H142ZM148 53V52H147ZM157 53V54H156ZM165 53H163L162 55L160 54V58H154L155 60L154 61H152L153 60V57H152V59L150 58L149 59V56L151 57V54L150 53H148V55L146 54V56H148V57H145V59H147V60H149V61H147L146 60V62H145V59L143 60V62H144V65H142V66H144V70H143V67L141 68L142 69V71H143V74H141L143 77H144V79H142L143 77L140 75V77H142L141 79V81H143L144 80V85L146 84V86H148L147 84H149V86L153 89V88H159V85H160V89H161V86H162V81H163V79H164V77H165V79H167V80H165V81H169L170 80V86L172 87L171 89V93H173L174 94V96H173V94L171 95V97L172 98H170V97H168V98H170L169 100H167L168 98L166 97L165 98V96H163V97H161V98H165V100L164 99H162L161 101L162 102H164V101H166L167 100V102H164L165 103V105H164V107H160L159 108V110H162V111H159V112H161V116H158L159 118H162V122H158V124L159 125H161V124H163V126H165V128H168V129H166V130H169L170 129V131L171 132H174V131H176L177 133H179L180 132V129L182 130V128L184 129V127H185V123H186V121L185 120H187V123L189 122V123H192V126H193V129L191 130H189V131H191L190 133L188 132V134H187V132H185L184 133V138L183 139H185L184 141L186 142V140L187 139H189V141H191V140H194V142L196 141V143H198V146H199V148L201 149V150H205V152H209L210 151V154L209 155H212V156H214L212 153L214 152V154H216V157H218V159H216L215 161L217 162V167H218V170H215L217 173H215L217 176H218V174H219V176L221 177V180L219 181L220 182V184H219V187H218V189H211V190H213V192H211V195L213 196V194L212 193H214V194H216V197H218L217 198V200L219 199L220 200V202H219V204H218V206H215L214 207V210H215V208L217 207V210L220 212L221 210H219V209H221V208H223L224 209V214H226L225 213V211H227L226 209H227V207L228 208H230V211L232 210L231 208H233L234 206H236L235 208L237 209V211H235L237 214H239L238 216L240 217L241 216V218H239V217H237V218H239V219H236V221H238L237 222V224H236V226H235V228H236V232H238V230H239V232H240V228H241V225H242V231H245L246 232V234L248 233L249 235L243 240V241H240V236L239 235H237V238L234 240V241H232V242H230L229 241V243H228V241H226V244L225 243H223V246H224V248L226 247V248H228L227 250H225V251H223V250H221V251H219V252H216V253H209L208 252V254H210V256L207 254H205L206 252H205V248L203 247L204 245L203 244H205V242H207L208 240H207V236L205 237L206 238V241L204 240L205 238H203V236H204V230L205 229H207L206 227H204V230H203V228H201L200 226H198V225H200L201 223L200 222H198V223H200V224H198L197 222H195V223H197V226L198 227H196L195 225H191L189 222V224H182V227L180 226V220H177V222L179 223H177L174 219H172L171 217L169 218V216L167 217V215L169 214L170 215V213H172L171 211H169V212H166L167 213V215L165 216V215H163V213H165V212H160L159 211V218L158 219H160V217H166V218H164V219H162V221L164 220L165 221V223L164 222H162V223H160L161 222V219H160V221L156 218V215H158V213L156 214V212H158V209H160L159 207H158V205H159V203H158V205H155L154 204V201H152L153 199H157V197H158V199H159V196L160 195H156V194H154V193H152V194H149L148 195V193H150V190L149 189H144V187H143V185L144 184H141V183H144V180L141 182V180L142 179H140V181H138L139 180V178L140 177H137V179L135 178V176L133 175L132 177H130V178H132L133 180H137L136 181V183L134 182V181H132V179H131V181L128 183L126 180L128 179H126V180H124L123 182H121V183H123L124 184V182L126 181V183L123 185V189H121L120 191H121V193H119V192H116L117 193V196H116V193L114 194V196H116V198L119 196L120 198H122V201H124L125 203H128L129 205H127L128 207L126 208V212H127V210H129V211H131V213H126L125 212V216H126V214H128L127 216H129L128 218L127 217H124L123 215H124V210H123V208H122V211H123V215H119L120 216V218H127V220L130 218V220H132L133 221V226L134 227H132V229L133 230H135L136 232H134V234H136V235H138V236H134V238H136V243L135 244H137V246L142 250H140L141 252H143L144 254L143 255H148L149 256V259H150V263H146V264H155V261L156 260H158V259H160V260H163V261H165V262H167L166 264H237V262H240L241 261V263L240 264H264V108H263V106H264V104L262 103V105L260 104H258L257 103V100L256 101H254L255 102V105H257L256 107L254 106V103L252 104L251 102H249L250 101V99H248V96L246 97V95H248V94H246V95H244L245 93H244V91L242 90V88H240L238 85H236V86H234L235 88L237 87V91H238V93H237V95L236 96H238V98H239V100H238V102L239 101H241L242 102V104H237V106H239V107H237L236 106V112H235V114L238 116V115H240V117L242 116V114L243 113H245V112H248V113H246V114H248V116L246 115L245 117H248L249 118V121H248V125H247V127L245 128V131L243 130L242 132L244 133H241L242 134V136L240 135V133L238 134V136H236L235 134H234V130H233V128H231L232 126H230V124L228 123V121L226 120V118H225V116H227L226 114H228L229 112L228 111H230V107H231V103H232V101H233V99L234 98H236V97H234L235 95H234V93H235V91L236 90H234V88H232L233 89V91L232 92H234V93H230V89H228L229 90V94H227V92L228 91H226V87H223V88H225V91L223 90V94L221 95V97H219L218 98V101H216V99L217 98H214L213 99V101H214V106H215V108L217 107L218 109H215V110H218V111H215V113H214V118H217V119H215L214 121H213V119L211 118V117H208V114L206 113L205 114V111H204V113H201L202 111L200 110V115H198L199 114V111H198V119L196 118L197 117V115H196V113H194L195 112V107L194 106H196V104H197V102L198 103H200L202 100H204L205 102H206V104L208 103V102H210L211 101V98H210V94H208V92H206V91H209V90H205V91H202V92H200V93H198L197 92V90L199 91V89H200V91H201V87H203L204 85H201V87H200V85L199 84H197L198 82H200V81H198V79H196V81H195V79H194V76H192L193 75V72H197L198 74H199V72L201 73L202 72V74H201V77L202 76H204V77H202L203 79H205V75L203 74L204 73V71H201L200 69H199V72L198 71H195V70H197V69H195V68H200V67H202V66H200V65H198L199 63L196 61L195 62V56L193 57L194 59H191V60H189L188 59V61H189V63L191 62L192 63V61L194 60V63H192L193 65L196 63V65L193 67V68H189L188 66L186 67V66H182V65H180V62L179 61H177L178 59H176V62H175V58H174V56L173 55H175L174 53H172L173 55V60L171 59L170 60V58L172 57V56H170V58H169V60L168 59H166V57H165ZM169 54V55H168ZM38 55H41V54H38ZM119 55V54H118ZM118 55H114L115 56V58H116V56H118ZM121 55V54H120ZM140 55V54H139ZM141 56H143V58H144V56H145V53L143 54V55H141ZM157 56V57H158ZM119 57V56H118ZM118 57H117V61H119L120 60V58H121V60H122V57L120 56V58H119V60H118ZM139 57V56H138ZM156 57V56H155ZM164 57H165V59H164ZM179 57V56H178ZM44 58V57H43ZM177 58V57H176ZM41 59V58H40ZM141 58H139V60H140ZM33 60V59H32ZM123 61H124V59H123ZM141 61V60H140ZM150 61H152V62H156V61H158L157 63H155V64H157V65H160L159 67L156 65L155 66V64H151V65H154V69H151L152 68V66L151 65H149V62ZM173 61V62H172ZM23 62L24 61H22L21 63L23 64ZM30 62V61H29ZM38 62V61H37ZM121 62V61H120ZM148 62V63H147ZM16 63H20V62H16ZM34 63H36V61L34 62ZM119 63V62H118ZM117 63V64H118ZM141 63V62H140ZM179 63V68H180V66H181V68L180 69H183V77H182V75L180 76L179 75V73L181 72L180 71V69H178L179 71H177L178 72V74H176V68H178L177 66V64ZM22 64H21V66H22ZM28 64V63H27ZM121 64V63H120ZM120 64H119V66H120ZM123 64V63H122ZM121 64V65H122ZM142 64V63H141ZM18 65H20V64H18ZM34 65V64H33ZM124 65H125V61H124ZM123 65V67H125ZM162 65V66H161ZM164 65H165V67H164ZM198 65V66H197ZM24 66H26V65H24ZM37 66V65H36ZM129 66V65H128ZM148 66H151V67H149L151 70H152V72H151V70H149V68H148ZM28 67V66H27ZM32 67H35V65L34 66H32ZM155 67H156V69H158V70H156V73L155 72H153V71H155ZM161 67L163 68H167V69H169V70H171V72L172 73H174L175 72V74L173 75V74H171V73H169L170 71L169 70H167L166 69V71H169L168 73L169 74H165L164 72H159V71H161ZM22 68V67H21ZM24 68V67H23ZM84 68V67H83ZM87 68V67H86ZM97 68V67H96ZM122 68V67H121ZM128 68V67H127ZM139 68V69H140ZM189 68V69H188ZM26 69V68H25ZM28 69V68H27ZM35 69H37V68H35ZM81 69V68H80ZM126 69V68H125ZM192 69V70H191ZM194 69V70H193ZM20 70H23V69H19V71ZM33 70V69H32ZM38 70V69H37ZM37 70H36V72H37ZM84 70V69H83ZM202 70H203V68H202ZM34 71V70H33ZM84 71H86V70H84ZM84 71H81V72H83V74H85V73H87L88 71H86V72H84ZM157 71H158V73H157ZM174 71V72H173ZM25 72V71H24ZM31 72V71H30ZM78 72V71H77ZM95 72V71H94ZM100 71H98V73H99ZM140 72H141V70H140ZM150 72L153 74V73H155L154 75H152V74H150ZM80 73V72H79ZM89 73L90 72H88V74H85L84 75V77H82V79H84V80H87L88 82L87 83H90V82H93V85H94V83H97V81L96 82H94L93 80L95 79V76H94V78H93V76H91V75H95V74H92V71H91V75H89ZM103 73V72H102ZM162 73H164L165 75L163 76V74ZM192 73V74H191ZM42 74H44V73H42ZM104 74V73H103ZM185 74V75H184ZM32 75H34V72H33V74ZM37 75V74H36ZM39 76H40V74H38ZM99 75H101V73L99 74ZM105 75V74H104ZM131 75V74H130ZM179 76V79H178V77L176 78L175 76ZM200 75V74H199ZM20 76V75H19ZM26 76V75H25ZM42 76V75H41ZM75 76H76V73H75ZM78 76V75H77ZM76 76V77H77ZM98 76V75H97ZM122 76V75H121ZM123 76L125 77V75L123 74ZM186 76V77H185ZM64 77V76H63ZM73 77V76H72ZM80 77V76H79ZM102 77H104V76H102ZM130 77V76H129ZM184 79V81H182L183 79ZM185 77V78H184ZM191 77V78H190ZM36 78H38V76L36 77ZM40 78V77H39ZM43 78V77H42ZM58 78V77H57ZM60 78H62V77H60ZM66 78V77H65ZM69 78V77H68ZM188 78V79H187ZM34 79H35V77H34ZM59 79V78H58ZM63 79V78H62ZM77 79V78H76ZM80 79V78H79ZM81 79V80H82ZM96 79H97V77H96ZM95 79V80H96ZM105 79V78H104ZM119 79V78H118ZM117 79V80H118ZM122 79H123V77H122ZM122 79H119V80H122ZM126 79V78H125ZM130 79V78H129ZM182 79V80H181ZM192 79V80H191ZM25 80V79H24ZM37 80V79H36ZM43 80V79H42ZM65 80V79H64ZM64 80H58V81H60L59 83H58V81H57V85L55 84V85H53V86H59V87H56V88H58V91H59V89H63L64 90V88L68 85V82H69V84H74V78H73V81L72 82H70L71 80H70V78H69V80L66 82V81H64ZM80 80V82L82 83V81ZM101 80H102V78H101ZM106 80H107V78H106ZM182 81V83L183 82H185V80H187V82H188V85L190 84V86H192L193 84H195V85H199V89L198 88H196L197 86H194L193 85V87H191V88H188V90H190V91H184V89H186L187 90V88H185V87H188V85L186 84L185 85V87H183L182 88V90L184 91V93H186V95L183 93V92H179V90H181L180 89V85H181V81ZM191 81L190 83H189V81ZM248 80V79H247ZM246 80V81H247ZM249 80H251V79H249ZM39 81V80H38ZM37 81V82H38ZM54 81H56L55 79H54ZM77 81H79V80H77ZM100 81V80H99ZM122 81H124V80H122ZM245 81V80H244ZM245 81V82H246ZM253 81V80H252ZM31 82V81H30ZM86 82V81H85ZM102 82V81H101ZM107 82H108V80H107ZM121 82V81H120ZM126 82H128L127 81V79H126ZM197 82V83H196ZM204 82H205V80H204ZM244 82V83H245ZM36 83V82H35ZM66 83H67V85H66ZM81 83H79V84H81ZM87 83H86V85H87ZM105 83V82H104ZM119 83V82H118ZM186 83V82H185ZM200 83H202V81L200 82ZM247 83H248V81H247ZM250 83H251V81H250ZM263 83V82H262ZM78 84V83H77ZM92 84V83H91ZM91 84L90 85H87V86H91ZM99 84H100V82H99ZM102 84V83H101ZM122 84V83H121ZM124 84V83H123ZM180 84V85H179ZM192 84V85H191ZM241 84H243L242 83V81L239 83V85H241ZM251 84H254V81H253V83H251ZM258 84V83H257ZM247 86H248V84H246ZM71 86V85H70ZM69 86V87H70ZM95 86H96V84H95ZM189 86V87H190ZM252 86V85H251ZM262 86V85H261ZM263 86H264V83H263ZM262 86V87H263ZM51 87H52V85H51ZM69 87H67V88H69ZM73 87H74V85H73ZM149 87V88H150ZM249 87H250V84H249ZM260 88V89H263V88ZM48 88V87H47ZM81 88V87H80ZM88 88V87H87ZM90 88V87H89ZM206 88V87H205ZM204 88V89H205ZM245 88H246V86H245ZM258 88H259V86H258ZM50 89V88H49ZM48 89V90H49ZM52 89L54 90V87H52ZM66 89V88H65ZM70 89V88H69ZM231 89V90H232ZM244 89V88H243ZM251 89H252V87H251ZM56 90V89H55ZM67 90V89H66ZM65 90V91H66ZM74 90H76V89H74ZM170 90V89H169ZM203 90V89H202ZM240 90H242L243 91V93H242V91H240ZM51 91V90H50ZM61 91V90H60ZM68 91V90H67ZM90 91V90H89ZM96 91V90H95ZM93 92V93H95L94 94V96L91 94V92H90V94L93 96V97H95L96 96V92ZM98 91H101V90H97V92ZM236 91V92H237ZM246 91V90H245ZM249 91V90H248ZM253 92H254V90H252ZM259 91V90H258ZM53 92V91H52ZM55 92H57V91H55ZM54 92V93H55ZM63 92V91H62ZM62 92H60L61 94H62ZM70 94H71V92L70 91H68ZM77 92H79V91H77ZM76 92V93H77ZM81 92V91H80ZM84 92H85V89H84ZM87 92H88V90H87ZM260 92V91H259ZM262 92V91H261ZM66 93V92H65ZM225 93V94H224ZM240 93L241 94H243L242 96L240 95ZM250 93H252V92H250ZM256 93V92H255ZM64 94V93H63ZM62 94V95H63ZM81 93H79V95H80ZM85 95H88V94H86V93H84ZM99 94V93H98ZM97 94V96L96 97H98V98H100V96ZM165 94V93H164ZM181 94V95H180ZM185 96H184V95ZM257 94H258V92H257ZM53 95V94H52ZM55 95V94H54ZM85 95H83V96H85ZM183 95V96H182ZM224 95V96H223ZM234 95V96H233ZM253 95V94H252ZM56 96H58V94H56ZM65 96V95H64ZM63 96V97H64ZM68 96V95H67ZM66 96V97H67ZM71 97H72V95H70ZM75 96V95H74ZM109 96V95H108ZM162 96V95H161ZM240 96H241V98H240ZM245 96V97H244ZM254 96V95H253ZM253 96H251V95H249V97H251V100H253L252 99V97ZM264 96V95H263ZM48 97V96H47ZM71 97H69L70 99H72ZM76 97H79L78 99L79 100H81V101H79L78 99H76L75 97H74V99L75 100H78V101H74L73 99H72V101H74V104L75 105H73L72 103L73 102H71L69 99V102H71L70 104H72V105H69L70 107L72 106V108L74 109L76 106H78L79 105V103L80 102H82L81 104H83L84 105V101L88 98L89 99V97L88 96H86V98H82V99H80V96H77L76 95ZM92 97V98H93ZM96 97H95V100H96ZM233 99H232V98ZM255 97V96H254ZM50 98V97H49ZM57 98H59L58 100L60 101V97H57ZM65 98V97H64ZM91 98V97H90ZM92 98L91 99H89V100H91L92 101ZM97 98V99H98ZM106 98V97H105ZM155 98V97H154ZM153 98V99H154ZM208 98H210L209 99V101L207 102L206 100L208 99ZM237 98V99H238ZM249 100H247V99ZM256 98H260V96L258 97L257 95H256ZM256 98H254V99H256ZM263 97H261V99H262ZM94 99V98H93ZM102 99V98H101ZM107 99H109V97L107 98ZM106 99V100H107ZM111 99V98H110ZM152 98H151V100H150V102L153 100ZM232 99V100H231ZM241 99V100H240ZM264 99V98H263ZM57 100V102L55 103V102H53V103H55V106H58V104H60V102ZM64 100V99H63ZM63 100H61V104L65 101V100H67V99H65L64 101ZM106 100H105V102H106ZM160 100V99H159ZM164 100V101H163ZM201 100V101H200ZM98 101H100L101 103H103L101 100H98ZM103 101H104V99H103ZM168 101H169V103H168ZM203 101V102H204ZM213 101H212V103L211 104H213ZM259 102H260V100H258ZM262 101V100H261ZM59 102V103H58ZM68 101H67V103H69ZM97 102V101H96ZM153 102H155V100L153 101ZM204 102V103H205ZM217 102H219V107H218V105L217 104H215V103H217ZM50 103V102H49ZM52 103V104H53ZM66 102H64V104H62L61 105V107L60 108H62V112L61 111H59V110H61V109H59V110H56L57 108H59V106L57 107V108H53L55 111H56V113L58 114V112L59 113H64L65 114V112H66V110L67 109H71L70 107L69 108H66V107H68V104H67ZM89 103H91V102H89ZM99 103V102H98ZM101 103H99V104H101ZM107 103H109V101L107 102ZM163 103V104H164ZM252 105H251V104ZM257 103V104H256ZM48 104V103H47ZM57 104V105H56ZM78 104V105H77ZM81 104L79 105V107H81L82 108V106H81ZM96 104V103H95ZM94 104V105H95ZM154 104H156V103H154ZM201 104V103H200ZM210 104V103H209ZM92 105V104H91ZM93 105V106H94ZM98 104H96V106H97ZM153 105V103L151 104V106ZM229 105H230V107H229ZM42 106H44L45 107V104H42ZM74 106V107H73ZM95 106V107H96ZM120 106V105H119ZM161 106H163V105H161ZM262 106V107H261ZM32 106H30V109H32L33 111H35L34 109V107H32ZM44 107H42V108H44ZM85 107V106H84ZM87 107V106H86ZM89 107V106H88ZM153 107V106H152ZM34 108V109H33ZM50 108V107H49ZM78 108V107H77ZM93 108V107H92ZM195 108V109H194ZM229 108V109H228ZM237 108H238V110H237ZM45 109H47L46 107H45ZM66 109V110H65ZM43 110V109H42ZM64 110H65V112H64ZM69 110H67V111H69ZM84 110V109H83ZM89 110V109H88ZM192 110V111H191ZM193 110H194V112H193ZM244 110V111H243ZM12 112H13V110H11ZM32 111V113H36V112H33ZM51 111V110H50ZM58 111V112H57ZM71 111V110H70ZM76 111H78L77 109H76ZM48 112V111H47ZM84 112H86V111H84ZM192 112V113H191ZM231 112V111H230ZM237 112H238V114H237ZM29 114L28 115H30V110H29V112H28ZM67 113V112H66ZM69 113V112H68ZM218 113V114H217ZM240 113V114H239ZM4 114V113H3ZM2 114V115H3ZM7 115H6V117H8V113H6ZM11 114V113H10ZM45 114H46V112H45ZM76 114V113H75ZM0 115H1V113H0ZM1 115V116H2ZM5 115V114H4ZM14 115V114H13ZM16 115V114H15ZM39 115V114H38ZM49 115H50V112H49ZM60 115V114H59ZM154 115V114H153ZM156 115V114H155ZM159 115V114H158ZM192 115H195L194 117L192 116ZM215 115H218V116H215ZM33 118H35V114H32L31 115ZM47 116H48V114H47ZM52 116V115H51ZM55 116V115H54ZM61 116V115H60ZM71 116H72V113H71ZM74 116V115H73ZM210 116V115H209ZM5 117V118H6ZM15 117V116H14ZM12 118V116L10 117V118H12V120L9 118L8 120H11L10 122H9V127L11 128V132H12V135L13 134H16V130H18L19 128L17 127L18 125H17V121H15L16 119L15 118ZM16 117H18V116H16ZM56 117H59V116H56ZM55 117V118H56ZM65 117H68V116H65ZM155 117V116H154ZM157 117V116H156ZM155 117V118H156ZM157 117V118H158ZM240 117H238V118H240ZM29 118H30V116H29ZM32 118V119H33ZM37 118V117H36ZM35 118V119H36ZM49 118V117H48ZM47 118V119H48ZM51 118V117H50ZM69 118V117H68ZM67 118V119H68ZM120 118V117H119ZM156 118V119H157ZM158 118V119H159ZM211 118V119H210ZM241 118H244V115H243V117H241ZM15 119V120H14ZM34 119V120H35ZM58 119V118H57ZM66 119V120H67ZM73 119H74V117H73ZM14 120V121H13ZM30 120H31V118H30ZM37 120V119H36ZM49 120V119H48ZM53 120V119H52ZM61 120V119H60ZM160 120V119H159ZM226 120V121H225ZM38 121V120H37ZM37 121H35V122H37ZM57 121V120H56ZM59 121V120H58ZM57 121V122H58ZM64 121V120H63ZM122 121V120H121ZM161 121V120H160ZM19 122V121H18ZM30 122V121H29ZM33 122V121H32ZM31 122V123H32ZM34 122V124L32 123V125H35L36 126V124L37 123H35ZM39 122V121H38ZM56 122V123H57ZM122 122H124V121H122ZM183 122H184V124H183ZM20 123H21V121H20ZM55 123V124H56ZM60 123V122H59ZM228 125H227V124ZM183 124V126L184 127H182L181 125ZM17 125V126H16ZM32 125H30V126H32ZM189 125H191V124H189ZM227 125V126H226ZM1 126V125H0ZM39 126V125H38ZM115 126V125H114ZM192 126H190V128H192ZM215 126V127H214ZM18 128V129H16V130H14L15 128ZM40 127V126H39ZM58 127V126H57ZM61 127V126H60ZM116 127V126H115ZM158 127V129H161V128H159V126H157ZM160 127H162V126H160ZM182 127V128H181ZM213 127V129H217V128H220V131L221 130H223V132L224 131H226L225 129L226 128H230L229 129V135H228V133H227V131H228V129H227V131H226V134L227 135H224L225 134V132H224V134L222 135V137H226L227 139H225V138H222L221 139V136H220V138L219 139H217V140H215V138H214V140L215 141H213L212 139V141L213 142H211V146H210V142H208L207 144L209 145V147L210 148H212V153H211V149H209V147H208V145H207V147L204 145V144H202L204 141H207L206 139H205V137L207 136H205V134L202 136L201 135V132H203L202 130H207V131H209V129H211ZM217 127V128H216ZM223 127V128H222ZM225 127V128H224ZM31 128V127H30ZM29 128V129H30ZM32 128H34L33 126H32ZM52 128H54L53 127V125H52ZM51 128V129H52ZM164 128V129H165ZM171 128H172V130H171ZM222 128V129H221ZM50 129V130H51ZM55 129V128H54ZM57 129V128H56ZM101 129V128H100ZM8 130V129H7ZM10 130V129H9ZM15 131V133H13V131ZM23 129L21 128V131H22ZM101 130H103V129H101ZM110 130V129H109ZM112 130H113V128H112ZM233 130V131H232ZM263 130V131H262ZM19 131V130H18ZM18 131H17V133H18ZM35 131V130H34ZM36 131H38V129L36 130ZM41 130H39V132H40ZM62 131V130H61ZM98 130L96 129V132H97ZM117 131V130H116ZM207 131H204V132H207ZM216 131H218V133H219V129H217ZM215 131V132H216ZM27 132V131H26ZM38 132V133H39ZM56 133H57V130L55 131ZM60 132V131H59ZM176 132H175V138H179L178 136H179V134H181V133H179L178 135H177V137H176ZM182 132H184V131H182ZM214 132V133H215ZM262 132H263V134H262ZM23 133H24V131H23ZM93 133V132H92ZM102 133H103V131H102ZM209 133H210V131H209ZM211 133H212V130H211ZM210 133V134H211ZM22 134V133H21ZM42 134V133H41ZM51 134V133H50ZM61 134H64V133H62L61 132ZM97 134V133H96ZM100 134H101V132H100ZM106 134V133H105ZM108 135H109V133H107ZM106 134V135H107ZM183 134V133H182ZM181 134V135H182ZM186 134V135H185ZM207 134H208V132H207ZM25 135V134H24ZM97 135H99V134H97ZM105 135V137H107L108 138V136H106ZM200 135L202 136V137H204V139L202 138V137H200ZM14 137H16L15 135H13ZM12 136V137H13ZM39 136H40V133H39ZM43 136H45V134L43 135ZM62 136V135H61ZM76 136H78L77 134H76ZM99 136H103L104 137V134L103 135H99ZM111 136V135H110ZM209 136V135H208ZM228 136V137H227ZM12 137H10L9 139H11ZM18 137V136H17ZM16 137V138H17ZM20 137H22L21 135H20ZM20 137H18V138H20ZM25 137V136H24ZM23 137V139H25ZM26 137H27V135H26ZM30 137V136H29ZM66 137V136H65ZM95 137V139H97L96 138V136H94ZM181 137V136H180ZM211 137V136H210ZM210 137H206L208 140H209V138ZM214 137V136H213ZM213 137H211V138H213ZM216 137V136H215ZM16 138H13V140H11V142L12 141H14V139L16 140ZM17 138V140L19 141V139ZM33 138V137H32ZM36 138H38V140H39V137H36ZM35 138V139H36ZM44 138V137H43ZM62 138V137H61ZM74 138H76V137H74ZM100 138V137H99ZM98 138V143H97V141L94 143V141L93 142H91V143H94L95 145H94V147L92 148L93 150H95L94 152H96V153H98L96 150L98 149V150H100V152H102L101 151V149H104V144H103V148L101 147V144L104 142V141H102V139H105V138H102L101 140ZM203 139V141L202 142H200L199 141V139ZM217 138V137H216ZM31 139V138H30ZM29 139V140H30ZM34 139V140H35ZM55 140H57V139H59V136H58V138L56 139V138H54ZM112 138H110L109 140H111ZM180 139V140H179ZM179 139H177V140H179L176 144H179V148L180 149H182V147H180L181 146V144L180 143H182L181 141H182V139L181 138H179ZM191 139V140H190ZM201 139V140H202ZM224 139L226 140V141H224ZM234 139H236V140H234ZM37 140V141H38ZM41 140V139H40ZM63 140V139H62ZM115 140V139H114ZM114 140H112V141H114ZM210 140V141H211ZM20 141H21V138H20ZM22 141H24V140H22ZM21 141V142H22ZM28 141V140H27ZM32 141V140H31ZM37 141H35V143H34V141H32L31 143H32V147L34 146V145H36V143H37ZM58 141L59 140H57V143H58ZM75 141H77V140H75ZM102 142V143H99V142ZM222 141H224V142H222ZM263 141V143H261ZM10 142V143H11ZM20 142V143H21ZM42 142V141H41ZM41 142H39V143H41ZM51 142V141H50ZM180 142V143H179ZM0 143H1V141H0ZM19 143V142H18ZM30 142H28V144H31ZM38 143V144H39ZM43 143V142H42ZM48 144H49V142H47ZM74 143V142H73ZM106 143V142H105ZM206 143V142H205ZM212 143H213V145H212ZM25 144V143H24ZM23 144V145H24ZM48 144H46V145H48ZM64 144V143H63ZM62 144V145H63ZM75 144V143H74ZM109 144V143H108ZM108 144H107V146H108ZM260 144V145H259ZM263 144V145H262ZM26 145H27V143H26ZM41 145V144H40ZM46 145H45V147H46ZM52 145V144H51ZM50 145V146H51ZM57 145V147H59L58 146V144H56ZM64 145H66V144H64ZM111 145V144H110ZM113 145V144H112ZM183 145H184V143H183ZM205 147H204V146ZM6 147H7V145H5ZM13 146H14V144H13ZM37 146V145H36ZM36 146H35V148H36ZM49 146V145H48ZM49 146V147H50ZM178 146V145H177ZM197 146V147H198ZM5 147V148H6ZM26 147V146H25ZM27 147H30V146H27ZM26 147V148H27ZM52 147V146H51ZM71 147V146H70ZM79 147V146H78ZM77 147V148H78ZM86 147V146H85ZM100 147H101V149H100ZM109 147H111V146H109ZM183 147H185V146H183ZM3 148H4V146H3ZM34 148V147H33ZM55 148V147H54ZM60 148V147H59ZM63 148V147H62ZM61 148V149H62ZM80 148H82L81 147V144H80ZM79 148V149H80ZM205 148V149H204ZM25 149V148H24ZM75 149V148H74ZM78 149V151L79 152H77L78 154L82 151L83 152V149L85 150L86 148H84L83 147V149L81 150H79ZM106 149V148H105ZM105 149H104V151H105ZM37 150H38V146H37ZM70 150V149H69ZM89 150V151H88ZM91 150V147H89V149H87V153H89L88 154V156H86L84 153H82L81 152V154H80V156L82 155V154H84L85 155V158L83 157V155L81 156L82 158H76V159H79V160H77L78 162H75V161H73V160H71V158H70V162H71V164H73V165H75L76 163H80L79 165L78 164H76V165H78V166H76L75 165V167L77 168L78 167V169L79 170H82V171H84V170H86V173H85V171L83 172L84 173V175L86 176L87 175V178H85V176L84 175H82V174H79L80 173V171H79V173H78V171L76 172V169L72 172V174L74 175L75 173L74 172H76V176H73L70 172H71V170H69L68 168H67V170H66V168H65V165H66V163H65V158H59L58 156H56V157H58V158H56L57 159V161L56 162H53L54 160H52V158H51V160H52V162H50L49 160L48 161H45V158H42V160H41V158H39V163H38V161L36 160V158H34L37 162H35V164H37L36 165V169L37 170H35L34 169V171L33 172H31V174L32 175H30V173H29V175H30V177H31V180L29 181L28 180V183L25 185V186H23V188H21L20 189V191H19V193H20V198H21V196L22 197H24V200H27V199H25V197H27L28 198V196H29V198L30 199H32V197L31 196H34V194H35V192L37 193V191H39V189L37 188V187H39V184L41 185V183H43V180H45L46 182V184H45V187H46V185L48 186L49 184L51 185V184H54L55 185V188H56V186H57V188H58V186L60 187V188H58V189H62V188H66V190L65 191H67L68 190V194H69V191H72V190H70V189H68L70 186H71V189H73L72 187H74V192L72 191L71 192V194L73 195V197H72V195L71 194H69V195H71V197H72V199H73V203L74 204H76V205H74L75 207L78 205V204H82V203H87V202H89V204L87 203V205H89L90 206V208H88L89 210H91L90 212L89 211H86V209H85V211L86 212H88V213H86L87 215H86V217L87 218H90V217H96V218H98V216H102L103 214L105 215V213H107V208L108 207H106L107 205H105L104 206V204L106 203V200L107 199H116L115 197H111L110 198V192L109 193H107L106 192V194L104 193V194H101L100 196H98V194H99V192L97 191V189L96 188H98V186L100 185V184H103V183H101V182H99L98 181V179H101L103 176H101L100 174H99V172H98V174L101 176V178H99L98 176V174L97 173H95V170H96V168H97V166H100V164L99 165H97V162H96V160H98V159H100L99 158V156H97L98 158H96V156H90L92 153V155H97L96 153H94V152H92V151H90ZM200 150V151H201ZM28 151V150H27ZM49 151V150H48ZM51 151V150H50ZM54 151H56V150H54ZM61 151V150H60ZM62 151H64L63 149H62ZM42 152V151H41ZM70 152V151H69ZM85 152V153H86ZM186 152V151H185ZM53 153V152H52ZM60 153H62V152H60ZM104 153V152H103ZM106 153V152H105ZM188 153V152H187ZM186 153V154H187ZM15 154V153H14ZM25 154V153H24ZM35 154V153H34ZM55 154V153H54ZM58 154V153H57ZM56 154V155H57ZM205 154H207V153H205ZM29 155V154H28ZM43 155V154H42ZM49 155V154H48ZM51 155V154H50ZM49 155V156H50ZM69 155V154H68ZM72 155V154H71ZM101 155V154H100ZM14 156H16V155H14ZM24 156V155H23ZM22 156V157H23ZM31 156H32V154H31ZM44 156V155H43ZM63 156V155H62ZM67 156V155H66ZM77 156V155H76ZM102 156V155H101ZM143 156V155H142ZM186 156V155H185ZM206 156H208V155H206ZM212 156H210V157H212ZM25 157V156H24ZM47 157V156H46ZM70 157V156H69ZM91 157V158H90ZM103 157V156H102ZM101 157V158H102ZM144 157V156H143ZM189 157V156H188ZM215 157V156H214ZM95 158V159H94ZM191 158V157H190ZM207 158V157H206ZM11 159H13V158H11ZM23 159H26V158H23ZM29 159V160H28ZM28 159H26V161H24V163L25 162H27V163H31V161H33L34 159H30L29 157H28ZM38 159V158H37ZM64 159V160H63ZM75 159V158H74ZM105 159V158H104ZM111 159V158H110ZM187 159L188 158H186L185 160H184V163H187V164H189L188 163V161H187ZM208 159V158H207ZM17 160V159H16ZM43 160L46 162V164H45V162H43ZM47 160V159H46ZM101 160V159H100ZM107 160V159H106ZM140 160V159H139ZM145 160V159H144ZM146 160H147V157H146ZM192 160V159H191ZM212 160V159H211ZM7 161H8V159H7ZM105 161V160H104ZM138 161V160H137ZM185 161H187V162H185ZM204 161V160H203ZM215 161H214V163H215ZM2 162V161H1ZM48 162V163H47ZM70 162H68V160H67V163H69V165H71L70 164ZM99 162H102V161H99ZM140 162V161H139ZM192 162V161H191ZM191 162H190V164H191ZM208 162V161H207ZM9 163V162H8ZM18 163H19V161H18ZM103 163V162H102ZM101 163V164H102ZM142 163V162H141ZM205 163V162H204ZM189 164V165H190ZM22 165V164H21ZM68 165V166H69ZM81 165V166H80ZM97 165V166H96ZM194 165V164H193ZM193 165H192V167H193ZM201 165V164H200ZM16 166H18L17 165V163H16ZM24 166V165H23ZM67 166V165H66ZM72 166V165H71ZM188 166V165H187ZM215 166V165H214ZM10 167V166H9ZM15 167V166H14ZM19 167V166H18ZM25 167V166H24ZM70 167V166H69ZM74 166H72V168H73ZM102 167V166H101ZM189 167L190 166H188V169H189ZM191 167V168H192ZM203 168L205 167V166H202ZM217 167H216V169H217ZM104 168V167H103ZM203 168H201V169H203ZM17 169V168H16ZM20 169H22V168H20ZM32 169H33V167H32ZM94 169V170H93ZM98 169L100 170V167L99 168H97V171H98ZM200 169V170H201ZM9 170V169H8ZM7 170V171H8ZM18 170V169H17ZM70 172H69V171ZM105 170V169H104ZM146 170V169H145ZM206 169L204 168V171H205ZM19 171V170H18ZM92 172V174H91V172ZM94 171V172H93ZM96 171V172H97ZM103 171V170H102ZM214 171V170H213ZM9 172V171H8ZM8 172H6V173H8ZM89 172H90V174H89ZM199 172V171H198ZM212 172V171H211ZM16 173V172H15ZM109 172H107V174H108ZM143 173H145V172H143ZM205 173V172H204ZM213 173V174H214ZM17 174L18 173H16L15 175L17 176ZM93 174H94V176H93ZM103 174V173H102ZM112 174V173H111ZM121 174V173H120ZM132 174V173H131ZM133 174H135V173H133ZM140 174V173H139ZM142 174V173H141ZM204 175L203 174V170H202V172L200 173V174H198L199 176L200 175ZM206 174H210V170H209V172L208 173H206ZM214 174V175H215ZM20 175H21V173H20ZM22 175H25V174H22ZM92 176V177H88V176ZM103 175H105V174H103ZM118 175V174H117ZM136 175H138V173L136 174ZM143 175H145V174H143ZM201 175V176H202ZM207 175V178L210 176H213V175H209L208 176ZM97 176V177H96ZM139 176V175H138ZM146 176V175H145ZM200 176V177H201ZM218 176V177H219ZM22 177V176H21ZM24 177V176H23ZM94 177H96V178H94ZM106 177H108V176H104V178H106ZM112 177V176H111ZM120 177V176H119ZM144 177V176H143ZM219 177V178H220ZM15 178V177H14ZM125 178V177H124ZM135 178V179H134ZM142 178V177H141ZM149 178V177H148ZM151 178V177H150ZM202 178H203V176H202ZM206 178V177H205ZM207 178H206V180H207ZM211 178H213V177H211ZM24 179V178H23ZM26 179H28L27 178V176H26ZM83 180V181H85V182H83V183H85V184H83V186H81L82 185V183L81 182H79L78 180ZM110 179H113V178H109V180ZM123 179V178H122ZM201 179V178H200ZM200 179H199V182H200ZM80 180V181H81ZM104 180V179H103ZM114 180V179H113ZM112 180V181H113ZM148 180V179H147ZM153 179H150L149 181H152ZM204 180V179H203ZM20 181V180H19ZM18 181V182H19ZM112 181H109V182H112ZM120 181H122V180H120ZM21 182V181H20ZM40 182V183H39ZM48 182V183H47ZM75 182V183H74ZM77 182H79V187H83L82 189L80 188L79 190H78V183ZM97 182H99L100 184L98 185L97 184ZM105 182V181H104ZM107 182V181H106ZM105 182V183H106ZM109 182H107V183H109ZM116 182V181H115ZM140 182V183H139ZM202 182V181H201ZM231 182H233L234 183V186H233V188H234V194L232 195V192H231V190L229 189V184L231 183ZM22 183H25V182H22ZM77 183V184H76ZM81 183V184H80ZM128 183V184H127ZM133 183H135L136 185H137V183H139V184H141L142 185V187H140V190L137 188H135L134 187V184ZM148 183V182H147ZM153 183H154V181H153ZM205 183V182H204ZM208 183V180H207V182H206V184ZM21 184V183H20ZM60 184H62V185H60ZM66 184H68L69 185V187H68V185H66ZM75 184V185H74ZM138 184V185H139ZM202 184V183H201ZM200 184V185H201ZM218 184V183H217ZM105 185V184H104ZM110 185H111V183H110ZM119 184H117V186H118ZM135 185V186H136ZM137 185V187H139ZM231 185V184H230ZM42 186V185H41ZM65 186V187H64ZM68 188H67V187ZM108 186H109V184H108ZM115 186H116V184H115ZM50 187V186H49ZM49 187H46V190L45 191H47V189L49 188ZM77 189H76V188ZM100 187V186H99ZM102 187V186H101ZM114 187V186H113ZM119 187V186H118ZM121 187V186H120ZM208 187V186H207ZM207 187H203L204 189L205 188H207ZM231 187V186H230ZM51 188H54V186H51ZM57 188H56V191H57ZM143 188V189H142ZM149 188V187H148ZM153 188V187H152ZM158 188V187H157ZM157 188H154V190L155 189H157ZM215 188V187H214ZM38 189V190H37ZM99 189H102V188H99ZM104 189V188H103ZM112 189V188H111ZM111 189H108V191L109 190H111ZM120 189V188H119ZM142 189V190H141ZM210 189H208V191L210 190ZM232 189V188H231ZM44 190V189H43ZM64 190V189H63ZM78 190V191H77ZM107 190V189H106ZM105 190V191H106ZM112 190H114V189H112ZM137 190H139V191H137ZM143 190H149V192L148 191H143ZM158 190H159V188H158ZM206 191H207V189H205ZM204 190V191H205ZM42 191V190H41ZM96 191V192H95ZM116 191H118V190H116ZM152 191V190H151ZM205 191V192H206ZM207 191V192H208ZM49 192V191H48ZM98 192V193H97ZM155 193H159V192H157V191H154ZM38 193H40V192H38ZM37 193V194H38ZM55 193V192H54ZM57 193V192H56ZM58 193H60L59 191H58ZM62 193V192H61ZM95 193H97V194H95ZM102 193V192H101ZM119 193V194H118ZM203 192H201V194H202ZM210 193V192H209ZM64 194V193H63ZM66 194V193H65ZM56 195V194H55ZM109 196L108 198H105V200H104V198H102L103 196ZM111 195H113L112 193H111ZM150 195H154V197L152 196V198L151 197H149ZM36 196V195H35ZM35 196H34V198H35ZM95 196H96V198H95ZM102 196V197H101ZM157 196V197H156ZM162 196H163V194H162ZM208 196V195H207ZM211 196V197H212ZM40 197V196H39ZM42 197H44V196H42ZM70 197V196H69ZM68 196H67V198H69ZM70 197V198H71ZM99 197V198H98ZM149 197V198H148ZM167 197H169L170 198V196H167ZM19 198V199H20ZM33 198V199H34ZM53 198V197H52ZM65 198V197H64ZM93 198H94V200H93ZM105 201H103L102 199ZM120 198H117V199H120ZM146 198H148V199H146ZM150 198H151V200H150ZM210 198V197H209ZM214 198V197H213ZM21 199H23V198H21ZM39 199V198H38ZM61 199V198H60ZM116 199V200H117ZM157 199V200H158ZM214 199H216V198H214ZM41 200V199H40ZM68 200H70V199H68ZM102 200V201H101ZM108 200V201H109ZM146 200H148V201H146ZM172 200V199H171ZM209 200V199H208ZM213 200V199H212ZM28 201V200H27ZM63 201V200H62ZM70 201V202H71ZM111 201V200H110ZM150 201V202H149ZM151 201H152V203H151ZM164 201H165V199H164ZM210 201V200H209ZM216 201V200H215ZM16 202V201H15ZM19 202H20V200H19ZM65 202V201H64ZM67 202V201H66ZM65 203V205L67 204H69V205H71V204H73V203ZM76 202V203H75ZM113 202V201H112ZM116 202V201H115ZM114 202V203H115ZM160 202H162V201H160ZM169 202V201H168ZM28 203V202H27ZM104 203V204H103ZM109 204L111 203V202H108ZM107 203V204H108ZM114 203H111V204H113L114 205ZM121 203V202H120ZM156 203V202H155ZM175 203V202H174ZM216 203V202H215ZM214 203V204H215ZM60 205L62 204H64V203H59ZM168 204V203H167ZM213 204V205H214ZM47 205V204H46ZM112 205V206H113ZM116 205H117V203H116ZM118 205H120V204H118ZM125 205V204H124ZM171 205V204H170ZM176 205V204H175ZM211 205V204H210ZM212 205V206H213ZM230 205L231 206H233V207H230ZM57 206V205H56ZM59 206V205H58ZM88 206V207H89ZM122 206V205H121ZM121 206H119L120 208H121ZM165 206H166V204H165ZM164 206V207H165ZM62 206H59V207H57L58 209H60ZM77 207H79V205L77 206ZM118 206L116 207V208H118V209H120ZM167 207V206H166ZM175 207V206H174ZM56 208V209H57ZM63 208V207H62ZM66 207L64 206V208L63 209H65ZM74 207H72V206H67V209H69V210H74L73 209ZM131 208H133V209H131ZM162 208V207H161ZM169 208V207H168ZM233 209V210H236V209ZM57 209V210H58ZM62 209V210H63ZM66 209V210H67ZM76 209V208H75ZM110 209V208H109ZM114 209H115V206H114ZM131 209V210H130ZM169 209H171V208H169ZM175 209H177L176 207H175ZM174 209V210H175ZM61 210V209H60ZM171 210H173V209H171ZM173 210V211H174ZM178 211H179V209H177ZM110 211H111V209H110ZM117 211V210H116ZM121 211V210H120ZM156 211V212H155ZM165 211V210H164ZM168 211V210H167ZM178 211H176V212H178ZM217 211V212H218ZM223 211V210H222ZM221 211V212H222ZM229 211V212H230ZM57 212V211H56ZM59 212V211H58ZM84 212V211H83ZM228 212V213H229ZM181 213V212H180ZM185 213V212H184ZM213 213H216V212H213ZM109 214H112L113 215V217H114V214H115V212H114V214H113V210H112V213H109ZM120 214V213H119ZM130 214V215H129ZM156 214V215H155ZM161 214V215H160ZM174 214V213H173ZM103 215V216H104ZM107 215V214H106ZM116 215H117V213H116ZM163 215V216H162ZM175 215H177V214H175ZM182 215V214H181ZM103 216H102V218H99V219H102V221H103ZM109 216V218L111 217V215H108ZM119 216H117V219L119 220V222L120 223H122L121 221H122V219H121V221H120V219H119ZM170 216H173L172 214L170 215ZM180 216V215H179ZM235 216H236V214H235ZM234 216V217H235ZM85 217V218H86ZM105 217V216H104ZM107 217V216H106ZM174 217V216H173ZM108 218V219H109ZM114 218H116V216L114 217ZM178 218V217H177ZM179 219H180V217H179ZM88 220V219H87ZM96 220V219H95ZM105 220V219H104ZM113 220L114 219H112V220H110L109 222H113ZM126 219H125V222L127 223H129V221H127ZM101 221V220H100ZM123 221H124V219H123ZM131 221V222H132ZM235 221V222H236ZM93 222V221H92ZM95 222H99L98 220H96ZM114 222H115V220H114ZM113 222V223H114ZM194 222V221H193ZM234 222V221H233ZM235 222H234V224H235ZM240 222L242 223V224H240ZM107 223V221H105V224ZM113 223H112V225H113ZM186 223V222H185ZM194 223V224H195ZM116 224V223H115ZM131 224V223H130ZM129 224V225H130ZM218 224V223H217ZM227 224V223H226ZM233 224V225H234ZM1 225V224H0ZM107 225H109L110 226V224H108L107 223ZM117 225H118V223H117ZM221 225V224H220ZM227 225H229V224H227ZM227 225H225V226H222V230L225 228V230L226 229H229L230 230V228H229V226H227ZM202 227H203V225H201ZM211 226V225H210ZM219 226V225H218ZM108 227V226H107ZM118 227H120V225L118 226ZM131 227V226H130ZM213 227V226H212ZM224 227V228H223ZM231 227V226H230ZM3 228V227H2ZM1 227H0V264H49V263H47L48 261L47 260H49V259H47L48 257V250H45L44 251V253H41V251L39 252V251H37L36 250V247H38V245L36 244V242L35 241H33V239L32 238H30V237H25V235H24V233L22 234L21 232H19L18 230L19 229H17V230H13L12 231V233L11 234H9L8 232H6V231H4V229H5V227L2 229ZM112 228V227H111ZM110 228V229H111ZM114 228V227H113ZM125 228H126V226H125ZM201 231V232H203V233H201V232H199L198 233V229ZM221 228V227H220ZM234 228V229H235ZM116 229V228H115ZM122 229H124V228H122ZM131 229V230H132ZM210 228H208V230H209ZM219 229V228H218ZM231 229H233V228H231ZM233 229V230H234ZM8 230V229H7ZM10 230V229H9ZM8 230V231H9ZM25 230V229H24ZM118 230V229H117ZM126 230V229H125ZM207 230V231H208ZM212 230V229H211ZM216 230V229H215ZM214 230V231H215ZM232 230V231H233ZM22 231V230H21ZM197 231V232H196ZM227 231V230H226ZM225 231V232H226ZM130 232V231H129ZM205 232H206V230H205ZM230 232H231V230H230ZM244 232V233H245ZM138 233V234H137ZM197 233V234H196ZM207 233V232H206ZM228 232H226V234H227ZM12 234H14V235H12ZM202 234V235H201ZM210 234V233H209ZM208 235V234H207ZM230 235V234H229ZM233 235L235 236V234L233 233ZM104 236H106V235H104ZM232 236V235H231ZM224 237H226V236H224ZM239 237V238H238ZM105 238V240H106V237H104ZM209 238V237H208ZM227 238H228V236H227ZM234 238V237H233ZM232 238V239H233ZM111 239H112V237H111ZM110 240V239H109ZM227 240H229V239H227ZM231 240V239H230ZM113 241V240H112ZM205 241V242H204ZM209 241H211V240H209ZM209 241H208V244H209ZM225 241V240H224ZM224 241H222V242H224ZM106 242H107V240H106ZM105 241H104V243H106ZM112 243V242H111ZM110 243V244H111ZM109 244V243H108ZM207 244V243H206ZM214 244V243H213ZM217 244V243H216ZM206 246H208V245H206ZM218 246V245H217ZM243 247V246H248V248L250 247V248H256L255 250H257L254 254L255 255H253L252 256V252H249L250 251V249H249V253L247 252L245 255H240V254H238V253H236V249H238L239 248V250H240V248L241 247ZM137 247V249H139ZM197 247H198V249H197ZM210 247V246H209ZM15 248H17L18 250H19V252H16V251H14L15 250ZM116 248V247H115ZM203 248H204V251H203ZM208 247H206V249H207ZM224 248H222V249H224ZM225 248V249H226ZM38 249V248H37ZM117 249V248H116ZM195 249H197V250H195ZM211 250L213 249H215V248H210ZM115 250V249H114ZM217 250H219V249H217ZM252 250V249H251ZM119 251V250H118ZM122 251V250H121ZM136 251V250H135ZM195 251V252H194ZM215 251H216V249H215ZM64 252V251H63ZM102 252V251H101ZM120 252V251H119ZM138 252H139V250H138ZM205 252V253H204ZM211 252H213V251H211ZM239 252V251H238ZM254 252V251H253ZM108 253V252H107ZM107 253H104V254H107ZM140 253V252H139ZM120 254V253H119ZM118 252H117V254H115V253H113V255L110 257V262L109 263H113L114 264V262L116 261V259H117V257H119L118 255ZM142 254V253H141ZM101 255V254H100ZM103 255V254H102ZM108 255H109V253H108ZM121 255V254H120ZM213 255V256H212ZM110 256V255H109ZM64 257V256H63ZM105 257V256H104ZM121 257V256H120ZM67 258V257H66ZM72 258V257H71ZM146 257H142V259L144 260ZM254 258H255V260H254ZM64 259V258H63ZM69 259V258H68ZM104 259V258H103ZM120 259V258H119ZM148 259V257L146 258V260L148 261L149 260ZM62 260V259H61ZM65 260V259H64ZM72 260V259H71ZM70 260V261H71ZM118 261V260H117ZM159 261V260H158ZM74 262V261H73ZM79 262V261H78ZM107 262V261H106ZM81 263H83L82 261H81ZM72 264V263H71ZM115 264H117V263H115ZM120 264V263H119ZM156 264H159V262L158 263H156ZM239 264V263H238Z\"/></svg>",
	"mask_w": 264,
	"mask_h": 264
}]
</instances>
